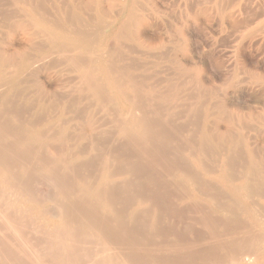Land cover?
I'll return each instance as SVG.
<instances>
[{
	"label": "rangeland",
	"instance_id": "rangeland-1",
	"mask_svg": "<svg viewBox=\"0 0 264 264\" xmlns=\"http://www.w3.org/2000/svg\"><path fill=\"white\" fill-rule=\"evenodd\" d=\"M124 1L125 0H119V4H117V6L115 8H113V9H111V4L109 3V1L106 0L104 2V7L109 9L108 19L113 20L116 16H118L119 12L122 9L121 7H122ZM189 1H190L191 4L189 3ZM199 1H203V3L202 2L198 3L197 0L196 1L195 0H144V1L143 0H138V3L136 5V7H137L138 11L140 10V13L145 17V23H144V25L141 26L142 32H141V34L139 36L140 43H139L138 40H136L135 42L134 41L133 42L132 41H129V42L126 41L127 43L124 42L123 45H121L122 43H120L117 39L113 38L115 41H113V39H111L112 35H110V29L108 28V29L105 30V32H103L104 34H102L103 38L101 37V41H100L101 46H100V44H98V45L94 46V48L96 49L97 56L100 53V51H101V53L99 55H103L104 56L103 52H104V49L106 51L109 48L108 44H110V48L109 49H112V48L118 46L119 45L118 43H120L121 47L119 48V46H120L119 45L118 47L114 48L115 51H118V52L114 51V53L116 55L117 54L119 55V54L122 53L121 50H124L123 51L124 53L121 54V56L124 55V57L123 56L121 57V58L124 59V61H123V59L121 60L120 56H118V58H120V60H119L120 63L117 62V65L118 64L119 65L122 64L123 66L127 65V66H129L131 68H132V65H133V68H134V66H136L137 69H135V70L133 68L132 69L134 70L135 77L137 76L135 79H137V80L139 79L138 80L139 82L136 80L137 84L138 83L142 84V85H138L139 87L143 86V84H144L143 80L146 81L144 79V77L146 78V76H147L148 78H146V79H150L151 76H150L149 73L154 70V73L153 72H152L153 74L151 73L152 74L151 80H149V81L147 80V82H145L144 87L142 88V90L143 89L146 90V88H148V89L155 88L154 90H156L155 92L157 93V91L159 89V91L157 93L158 95L161 92L162 93L164 92L166 94V92H172V91H175V90H177L176 93L178 95V92L181 90L180 92H182V93L179 92V94H180L179 97L180 98L178 96H176V98L177 97L179 98V99L177 98L178 100L177 99H173V100L170 99L169 100V103L172 102V103H170V105H172V108L170 107V105H168V106H169V108H171L173 110L175 109V112L177 110V113L180 110H182V109H180L181 107L182 108L184 107L183 109H184L185 112H182L181 116L179 115L181 113L180 112L177 115L178 119L175 118L176 121L175 120L174 121H175L176 124L180 123V125H182V126L184 124L185 133L186 134L188 133L187 137L189 136V140L191 142V143L189 142L190 146H187V147H189L188 150L190 152L192 151V155L196 154L198 152V150L201 149V148H199V147L202 146L201 139H200V133H199L200 130L199 129H201L200 126L204 125L203 123H205V125L207 127H209L208 125H210V127L208 129H211V131L213 133L215 132L214 135L226 137L225 141L221 140L222 142L218 143L219 147L222 148V151L220 150V148H218V145L217 146L215 145L214 147H213V145H209L207 149H210V150L205 149V146H204L205 152L207 151V153H205L204 155H205V157L207 156V159L204 157V155L202 156V153L197 154V155H201L200 157L202 158L203 162L205 161L204 164L206 165V167H208L205 171L201 172L200 168H198V164L196 163V161H194L193 158L196 155L192 156L190 153H188V159H189L188 162H190L189 165L192 166L193 170L197 169L195 171H196V173H198V175L200 177L198 179L201 180V181L199 180L201 183L198 181L199 183L198 182L197 183L199 185H196L197 187H194L195 184H192V183H187L184 186H182V184L178 185V184L174 183V185H173L171 183L172 185L171 184L168 185L169 188L166 186V189H169V191L164 189L163 187H161V191H158V190H160L159 187L156 188L155 185H153L154 187L152 186V188H154V190L158 193V197H155V198L154 197H152V198L149 197L150 199L149 198L143 199V200L147 201V202L145 201V203H141L138 200H136V201L134 200L133 202L130 203V204L133 203L131 206L129 204L126 207L124 206L123 203L119 205V203L117 204L115 202V200H114L113 202H115L116 204L111 201L112 202L111 204H113L112 206L115 208V211H114V209L108 203L109 201H105V199H102V198H104V197H102L103 194L100 196V197H102L101 199L99 198V196L95 199V198H90L89 196H87L90 193L87 194L86 191L88 190L87 192H90V191L92 192V190L94 188H95V190H93L94 192L96 190L98 191V189L100 188V185H101L100 183H101V181L103 179V176H104L103 172H106L107 170H108L107 172L111 171L110 174H112V176L114 175L112 180L115 181V183H123L125 181L124 180L125 178L127 180V179L132 177V174L128 171L129 170L128 164H132V162L135 161V159H133L134 157H130V159H127L129 157L126 158L127 159V162H126L127 165L126 166H128V168L125 166L126 167V169H125L124 165L126 163L124 162L125 164L122 163L123 165L122 164L119 165L118 164L119 161L116 160V157H115V154H114L115 151H113V148L115 150V145L116 144H118L119 142H121V143L123 142V139L118 137L117 134L115 133L116 129H115L114 126H116V125H114V124H116L115 123L116 122L115 119L118 118V114H122V112H123V114H124L123 116L124 117H126L128 115L127 112L129 110V103L124 98H122L119 94H116V92H113L114 96H113V99L111 101V104H113V103L114 104L113 105H111V104L109 105L107 103V107H106V105H105L106 103L105 104L103 103L106 108L110 107L109 109H106L104 106L102 107L101 104H100V106L102 108L97 106L98 102L95 101L97 103L96 104L94 102L95 99L94 100L90 99L92 104L95 103V104H93V110L95 111L96 109L99 108L98 112H97V110H96V113H94V111H93V122L97 119L94 122V125H93L94 128L89 127L86 123H84V121L83 122L76 121L73 117L70 116L71 117L70 119H72V121H73L72 122L70 120V125L72 123H74L75 125L73 124V126H74L73 128H72V125H71L70 133L72 132V134H70V136L69 135L66 136V138L68 139V142H66V140H67L66 138L64 140V138L59 139V137L54 136V135L57 134V130L55 131L54 129L58 128L59 126H57V127L54 126L55 128L47 127L48 124H46L47 122L45 121L44 118L49 117L48 115L41 114L40 115L41 118L39 116H36L35 118H33V116L31 117L32 113H29L31 115L28 116L29 115L28 112H30V111H27L28 107L24 108V107L20 106L19 108H20V110L22 109V111L17 110L16 106H19L18 105L19 101L16 98H15V100H17V101H15L14 98L12 97L13 100H14V102H13L12 98L9 97L10 103L7 101L8 103L6 102V104H4L5 108L3 106V103L1 102L2 100L0 99V110H1L0 127L2 129H6V128L14 129L13 125L14 124L15 125L18 124L17 125L18 126L17 129H16L15 126L14 127H15L16 130L19 129V131H24L23 132L24 134L23 133L21 134L22 137L27 133L28 129H29V131L30 130L34 131L35 129L36 130L37 129L44 130L45 133H41V137L39 138L40 140L38 139L39 141H37V142L39 144L42 142L43 145H40L41 148L46 146L45 148H42V149L40 148L39 149V144L35 143V145L37 146V144H38V146L37 147L35 145H34V147L31 146L32 149L29 147V150H30L29 151L27 148H24V147H22V148L20 147L19 148L17 145H15L14 140L11 139L13 137H11V138L10 137L3 138V136L0 133V135L2 136V138L0 136V140L3 139V140L0 141L1 142L0 143V151H1L0 152V191H2V192H0V202H1L0 203V216H1L0 217V264H22V263L23 264H29V263L30 264H36V263L37 264H46V261H47V264H70V263L75 264V262H76V264H81V263L84 264L85 262H86L85 264H91V263L92 264H100L101 261H103L102 263H104V264H112V263L113 264H117V263L118 264H128L129 262H130L129 264H131L132 262H133L132 264H143V263L144 264H162L163 262H164V264H264V249H263L264 248V241H263L264 240V237H263L264 236V227H263L264 226V223H263L264 221H262V218L264 219V215H263L264 214V210H263L264 209V202H263L264 201V199H263L264 197H263L262 194L260 196L259 193H257V196L255 195L256 193H254L253 196H252V193L247 194V195L245 193H243L246 196V197L243 196L244 200H246L248 196H249V198L252 199V200L251 199L249 200V198H248L245 202L243 201L247 208H249V206H250V208L252 209L254 206L259 204V205L256 206V208L255 207L253 208L254 212L255 211L258 212V213L255 214L259 218V220L257 221L256 219H254L253 215H251V216H253L254 220L252 219V217L247 212V210H245V208L243 210L239 209V207L235 204V201H234L235 200V197H234L235 195H233V192H232V189H233V187L235 185L237 186L238 189L241 188V185L243 186V181L240 179V178H242V173H243V172H240V171H243L241 162L243 161L242 163H244L245 158L246 157H247L246 159L249 158L248 154L251 151L253 152V150H254V153L258 152V154H255V155L259 156L258 159L264 161V159H263L264 158V153H263L264 152V115H263L264 114V49H263L264 48V30H263L264 29V20H263L264 19V15H263L264 14V11H263L264 10V0H263V2H262V0H260V1H258V0H253V1L252 0H237V3H236V0L235 1L233 0V3H236V4H232V0H219L220 2L218 0H211V2H210V0H199ZM61 2H63V0ZM228 2H230V3H228ZM250 2H251V4H250ZM218 3H219L220 6L218 5ZM241 3L243 5H241ZM257 3H259V5L260 4H262V5H260V6L256 5V7H254L255 4H257ZM0 4H1V2H0ZM138 4H140V5H138ZM223 4H224V6H223ZM228 4L231 5V6H229ZM173 5H175V6H173ZM237 5H239V6H237ZM48 6H49V4H48ZM194 6H195V8H194ZM261 6L263 7V9H262ZM7 7H9L10 9L7 8ZM188 7H191L193 9H195V10H199V9L203 8L205 10V15L202 16V18L199 21H197V22H195L194 20H191V19L186 20L187 24H186L185 27L187 29V32L185 33L184 36H179V38H178V34H177L176 30H177V27L182 26L184 24V23H182V22H184L183 21V16L186 15V13L188 11ZM233 7H234V9H233ZM252 7H253V9L249 10ZM141 8H143V9H141ZM146 8H148V10H146ZM226 8H228V9H226ZM6 9L12 11L11 10L12 9L11 6H7L6 5L5 9H3V11L6 10ZM169 9L170 10L172 9L171 11L174 12V13L172 14V12H170ZM8 10H6V11H8ZM232 10L233 11L236 10V11H234L233 14H232ZM255 10L256 11L259 10L258 11L259 14ZM248 11H250V12H248ZM252 11H254V12H252ZM87 12H89V11H87ZM154 12H156V13H154ZM0 13H1L0 14V16H1L3 14V12L1 11ZM249 13H251V14H249ZM49 14H50V17H52L51 16L52 14H53V17L55 16L54 11H52ZM156 14H158V15H156ZM167 14H169V15H167ZM252 14L256 15L254 17H255V19H257V21L254 19V17H252V20L254 19V22L251 20V16H253ZM19 15H20V13H19ZM22 15H23V13H21V16ZM231 15H233V16L231 17ZM245 15L247 16V18H246ZM257 15H259L260 18H257L258 17ZM172 16H174V19H176V20H174ZM177 16L180 19L177 18ZM226 16H228V18L230 17L229 20H228V18ZM248 16H249V19H248ZM216 17H217V19H216ZM154 18H156V19H154ZM234 18H235V22L234 23H232V22L230 23V21H232ZM241 19H243L242 20L243 22H244V19H245V21H246L245 23H246L247 26L245 25V23H243L241 21ZM158 20H160V22ZM216 20L219 21L218 23L220 25L217 23ZM248 20H250V21L247 22ZM238 21H240L241 25L243 23L242 27L245 26V28H242L241 26H240L241 28H238L239 25H240V24H237V23H239ZM166 23L168 25L169 24L170 25L168 26ZM235 23H236V27L238 26L236 29H235ZM160 27H162V28H160ZM223 27H225V28H223ZM253 27H255V29H253ZM258 27L261 28V29H259ZM256 28H258L257 31H255ZM88 29L90 30L91 28H88ZM162 29H164V30H162ZM92 30H94V29H91V31ZM248 30H250V31H248ZM3 32L5 33V35H3L5 38L4 37L3 38H4V41L6 43L7 50H11L12 51L17 46L25 45L26 42H25V40H24V38H23L21 33L17 32L15 36L10 37L8 32H6L4 30H3ZM3 32H2V34H4ZM235 35L236 36L239 35V36H237V38L239 37L238 40H237ZM246 36H247L248 39L246 38ZM253 36H255V37H253ZM245 38H246V40H244ZM251 38H253V39L251 40ZM183 39H185V40H183ZM241 39L243 40V42H242ZM249 40H250V42H249ZM240 41L242 43H240ZM159 42H163L164 43L163 47L162 48L157 47V49H155L156 47L154 45L158 44ZM132 43L135 45L136 49L138 48L139 52H138V50L134 49L135 47H134V45ZM244 43H246L247 45L246 44L244 45ZM124 44L125 45L127 44V46L131 45V47L130 46H129V48L127 46L125 47ZM139 44H141V46ZM171 44H172V47H170V48H171L172 51H170L169 47L167 49V51H169V53H170L169 54L166 51V47L167 46H171ZM173 45H174L175 49L173 48ZM175 45H177V46H175ZM238 45H240V46H238ZM111 46H113V47H111ZM141 47H142V49H141ZM123 48H125V49H123ZM158 48H160V49H158ZM178 48H180V49H178ZM116 49H118V50H116ZM147 49L151 50L150 54H149V51ZM143 50H146L149 55L146 54L147 52H145ZM107 51L108 52H106V53H110L111 52V50L110 51L107 50ZM112 52H113V50H112ZM127 53L128 54L131 53V54L128 55ZM157 53H158L159 57L158 56L156 57ZM162 53H163V55H162ZM166 53H167V55H166ZM126 54H127V56H126ZM151 54H152V56H154V58L151 56ZM108 55L109 54H107L105 56H108ZM130 57L131 58L134 57L135 59H139L140 58V60H137V62H136L135 59L133 58L134 60L132 59L133 60V62H132ZM137 57H139V58H137ZM141 57H142V59L144 58V62L143 61L142 62L144 63L145 66L144 65L142 66L143 63L141 62ZM163 57H165V58L163 59ZM125 58L128 59V60H126ZM166 58H167V60H166ZM125 60H126V63H125ZM232 60H233V63H232ZM157 61L159 63H161V62L162 63L158 65ZM178 61H181L187 67L190 68L189 73L183 74L181 72L180 68L178 67L179 66V62ZM135 62H136V64H138V63L141 64V65L139 64L141 66V69H140L139 65L138 66L135 65ZM131 63H134V64H131ZM154 64H155V66H153L154 68L151 67ZM148 65H151V66H148ZM167 65H169V67L171 66L170 69H168L169 67ZM175 66H176V68H175ZM145 67L147 68V70L145 69ZM160 67H161V69H159ZM155 69H158L160 71H162L164 69L165 70L162 71V72H159V71L156 72ZM236 69H238V70H236ZM179 70H180L181 73H179ZM244 70H245V72H242ZM10 71L12 72V67H10V70L8 72H10ZM170 71H172L171 74H169ZM141 73H143V74H141ZM175 73H177V74H175ZM192 73H193V75H190ZM140 74L144 75V76H141ZM161 74L164 76V79L166 78L164 81H162L163 78H162ZM181 74H183V75H181ZM48 75H49V73H47V72L42 73L41 74V80L48 86V88H51L52 86H54V84H56V79H54V78L50 79L48 77ZM153 75L155 77L159 78L160 81L157 78L155 79ZM159 76H161V77H159ZM173 76H174V78H173ZM190 76H192V78ZM171 77L173 79V80L171 79L172 81H170ZM179 78H180V80H179ZM153 79L157 80L156 81L157 83L156 82L153 83ZM168 79H169V81H168ZM174 79H175V81H174ZM59 80H61V77L59 78ZM150 81H151V84L153 83L152 84L153 87H152L151 84H148V83H150ZM257 81H258V83H256ZM174 82H176V83L174 84ZM193 82H194V84H193ZM146 84H147V86H146ZM155 84H157L159 86H157ZM154 85H155V87H154ZM172 86H175V90H171ZM1 88L3 89L5 87H1ZM1 88H0V92H1ZM186 88H187V90H184ZM168 89H170V91H167ZM201 89H203V91ZM4 90L5 89L2 90L0 95H2V93H4ZM142 90L140 88V93L142 92L143 94L142 93L141 94L146 96L145 97L146 99L144 98V96H142L143 100L145 99V101L142 100L141 103L144 102V104H142V105H148V106H145V108L147 107L148 110L150 108L149 111H151L152 108H154L153 110L157 109L156 106H157L158 102H159L158 104H160V105L162 104V106L164 105V103H166L164 105L165 108L167 107V104H169V103H167L168 102L167 99H166L167 101L164 100L166 102H164L162 99L160 100V97H162L164 95V93L163 94L161 93L159 95V97H158V96H156L157 94L153 95L154 93H151L152 94L151 95L150 92H149V95H147L148 94L147 93L148 90L146 91L147 94L145 95L144 91H142ZM167 94H169V93H167ZM117 95H118V97H117ZM130 95H133V93H130ZM201 95H202V97L206 98V99L203 98L204 101L201 100L202 99ZM150 96H152V97L150 98ZM153 96L155 98H157V102H155L153 100L151 101V99H154ZM1 97L2 96H0V98ZM147 97H149V99H147ZM147 100L149 101V103H148ZM154 100H156V99H154ZM158 100H160L162 103H160V101H158ZM174 100L175 101L177 100L175 102L176 105H174L175 103H173ZM196 100L199 101V102L204 103L203 105H201L202 110L199 109L201 107L198 106L199 103H197ZM117 101H120V102L117 103ZM146 101H147V103H146ZM89 102L90 101L86 100L85 102L83 101L82 104L87 105L85 103H88V105H89ZM194 102L196 104H194ZM14 103H15L16 106L13 105ZM139 103H140V101H139ZM151 103H153V104H151ZM212 103H213V105H211ZM152 105H154L155 107L154 106L152 107ZM173 105L178 107L180 110L177 109V108H173L174 107ZM193 105H194L195 109H194ZM111 106H113L114 108L111 107ZM14 107H16V108H14ZM164 107H162V108H164ZM23 108L25 110L26 109L27 110L25 111ZM185 109L188 112H186ZM197 109H199V110L196 112ZM217 109L219 111L216 112ZM4 110L5 111L8 110V111L4 112ZM112 110H114V112ZM115 110H116V112H115ZM105 111H106V113L108 112L109 115L108 114L105 115V113H103ZM214 111L216 112L215 114H214ZM21 112H22V114H21ZM5 113H7V114L9 113V114L7 115ZM110 113H111V116H110ZM184 113L186 115H184ZM189 113H191V114H189ZM194 113L197 116H193L192 114H194ZM210 113H212L213 115H210ZM113 114H115V116H117V117L115 118V116ZM13 115H18L17 118H19V119H17V121H16V119H15L16 116L14 117ZM19 115H22V117L19 116ZM42 115H44V118H42L43 117ZM112 115H113V118H112ZM189 115H191V116H189ZM186 116H189L190 118L187 119ZM96 117H98V118H96ZM99 117H100V119L102 118L103 120L105 119L106 121H107L106 118H108V122H106V124H104L105 120L103 121L101 119L102 120L101 121V120H99ZM103 117H106V118H103ZM149 117L152 118L153 115L150 114ZM154 117H156V116H154ZM184 117L186 119H184ZM26 118H27V120H26ZM179 118H181V119H179ZM33 119H36L35 120V124L36 125L34 124V122L32 123ZM196 119H197V121H196ZM28 120H32V121L31 122L29 121L30 123H28ZM41 120H43V121H41ZM46 120H47V118H46ZM111 120L114 121V124H113V122ZM187 120L191 121V122H188ZM8 121H9V123H8ZM18 121H20V122H18ZM22 123H24L25 126H23ZM39 123H40V126L41 125L45 126V128L48 129V131H46V129H44V127L42 129V127H40L38 125ZM99 123L103 124V126L101 125V127H100ZM109 123L111 125H108ZM9 124H11L12 127H10ZM193 124H195V125H193ZM19 125H22V127L20 128ZM76 125H77V127H79V129L77 127H75ZM33 126L34 127L36 126V127L34 128ZM106 126L108 128H111V130L109 129L110 130L109 136L111 138L106 135L107 132L109 131ZM196 126H197V128H196ZM187 127H188V129H187ZM76 128L78 130H76ZM112 128L114 129L113 131H115V132L112 131ZM99 129H101V130H99ZM52 130H54V131H52ZM104 130L106 132L105 134L103 133ZM191 130H193V131H191ZM44 131H41V132H44ZM50 132H51V134H50ZM52 132H54L53 135H52ZM98 132L100 134H98ZM111 132H113V133L111 134ZM47 133H48V135H47ZM73 133H74V135L77 134L79 139H78L77 136H73ZM94 133L97 134L98 136L101 135V137H98L96 135L97 140L100 138L99 140H100L101 144H99V145H101V146L98 145L99 148H91L92 145L95 146L96 142L99 143L98 142L99 140L97 141L96 138L92 139V137L95 136ZM101 133H103V134H101ZM42 134H46L47 136L46 135L45 136L47 138L45 136L42 137ZM80 134L85 135L84 138H82V135H80ZM102 135H103V138H102ZM105 135L107 136L105 138L107 140L106 142L104 141V136ZM114 135H115V137H113ZM195 135L198 138L195 137ZM245 135H246V138H245ZM48 136H51V137H48ZM53 136L56 137V138H54ZM88 136H89V140H87ZM25 137L27 138V135H25L22 139H26ZM238 137L240 138L241 142H243L244 139H245L244 143H242V146H244V145L245 146L242 147V148H241V145H240L241 142L236 144L237 142H239ZM69 138H70V140H69ZM73 138H74V140H72ZM10 139H11V141H10ZM94 139H95L96 142H94ZM118 139H121V140H119V142H118V141H116ZM58 140L59 141L61 140V141L58 143ZM62 140L64 141V143H63ZM71 140H72V142H70ZM192 140L194 141V143H193ZM232 140H234V145L236 144L235 145V149H234V146L230 144L232 142ZM3 141H5V142H3ZM75 141H77V142L75 143ZM102 141H104V142H102ZM73 142L75 143V145H74ZM85 142L86 143L88 142L90 144L89 145L87 143L88 144V148H87V144ZM223 142L227 143V148H224V147H222V145H220V144H223V146H226ZM5 143H6V145H5ZM47 143H49L50 146H47L48 145ZM70 143H72V144H70ZM81 143L83 145L86 144V146L84 145V147H85L84 151L80 150V149H84V147H83V145ZM121 143H119V144H121ZM245 143L248 145V147H247V145ZM54 144H55V146H54ZM102 144H103V146L105 145L104 146L105 148L102 147ZM2 145L8 146V147H3ZM79 145H82L80 147V149H78V150H80L79 152L82 151V153L75 152L76 151L75 149H77V147L79 148ZM187 145H189V144H187ZM237 145L240 146L239 147L240 150L237 147ZM14 147H16V149L17 148L18 149L16 150ZM230 147H231V149H230ZM3 148H4L5 151L3 150ZM192 148L196 151L195 153H193L194 150ZM211 148L214 151V153H215L216 150L218 152L220 150L221 152L218 153L219 155L216 154L217 152L214 154L213 151L211 150ZM24 149H27V150H24ZM87 149H89V150L86 151ZM95 149L96 150L103 149V151L98 150V151H100V153L96 152V154H97V156H96V155H93ZM214 149H216V150H214ZM232 149H234V151H236L235 153L233 151L234 154L231 153ZM236 149H238V150H236ZM247 149H248V151H247ZM255 149L257 150V152H255L256 151ZM39 150H41V151H39ZM68 150H70V151H68ZM224 150L225 151L227 150V153H226L227 156L224 154L225 153ZM230 150H231V152H230ZM71 152L72 153L73 152L76 153V154L71 155L72 159H74L73 157H75V156L77 157L79 154H84L87 157L92 154L93 157L90 156L89 158H91L90 160H93L95 163L92 162V164H91V162L90 163L88 162L89 164L88 163L85 164L87 166L80 165L78 167H75L76 165L72 164V167H71V164L68 162V161L71 160V158H70ZM101 152H102V154L105 153L104 156H102V155L100 156L99 155V154H101ZM112 152H114V153H112ZM209 153H211L212 155H210ZM229 153H231L233 155V158H232L231 154L229 155ZM238 153H240V154H238ZM244 153H246L247 155H245ZM8 154H10V156ZM22 154H24L25 156H23ZM111 154H114L113 155L114 157ZM5 155H6V157H5ZM98 155L100 157H102V158L104 157L103 158V163H102V160H101L102 158H99ZM213 155L214 156L216 155V157H214ZM220 155H222V156H220ZM241 155H243V156H241ZM261 155H263V157ZM65 156H68V157H65ZM94 156L97 157L96 160H94ZM219 156H220V158H219ZM224 156H226V157L224 158ZM228 156L230 158H228ZM244 156H245V158H244ZM16 157H19L20 161L18 159H16ZM24 157H25V160H24ZM111 157L114 158V160H111L112 162L110 161ZM65 158L66 159L68 158V159L66 160ZM98 158L101 161L98 160ZM106 158H108L109 160L108 159L106 160ZM113 158H111V159H113ZM26 159H27V161H26ZM39 159H40V161H39ZM54 159L56 161L58 160L56 164H55L56 161ZM64 159H65V161H64ZM227 159L230 162L229 163L230 167H228L229 165L227 166L224 163L225 160H227ZM235 159H236V161L238 159L237 162L239 164H241V166H238L239 165L238 163H234L232 161V160L235 161ZM242 159H244V160H242ZM3 160H4V162H3ZM22 160H24V161H22ZM115 160L117 162H115ZM129 160H131L132 162L129 161ZM8 161H9L10 164L8 163ZM108 161H110V162H108ZM231 161H232V163H231ZM247 161L244 164H247ZM1 162H3L2 163L3 166L1 165ZM15 162H16V164H15ZM58 162L61 163V164H59ZM67 162H68V164H70L69 166H68ZM106 162H108V164ZM53 163H54V165H56L55 167L52 166ZM109 163H112L111 165H114L113 163H115V164L117 163L118 165L116 164L117 165L116 168L114 167L116 165L110 167L111 165H109ZM93 164H95V165H93ZM133 164H135V162H133ZM234 164L236 166H233ZM61 165H63V166L61 167ZM105 165H109V166H105ZM166 165H167L166 163L163 164V165H159V166L156 165V169H158V167H159V169H160L159 171L160 172L161 171H162V173L166 172V170L168 168V166H166ZM101 166H102V168H101ZM121 166H123V169H125V170H122ZM22 167L24 168L23 169L24 171L22 170ZM82 167H84V169ZM89 167H92V168L90 169ZM104 167L105 168L108 167L109 169H105ZM113 167H114L115 170L113 169ZM165 167H166V169H165ZM219 167H222V169H219ZM11 168L12 169L14 168L13 171H12ZM85 168H87V169H85ZM225 168H227L228 170L225 169ZM103 169H105L106 171H104ZM120 170H122L123 173ZM209 170H210V172H209ZM20 171H22V172H20ZM116 171H119V172L116 173ZM124 171H126V174H125ZM112 172H114V173H112ZM224 172H227V173H225L226 176H225ZM228 172H230V173L228 174ZM235 172L237 174H239L237 176L241 175V177L240 178L238 177V179H237V176H236ZM17 173H20V174H17ZM25 173H27V174H25ZM206 173H207V176H206ZM40 174H43V176L40 175ZM227 174L230 177L232 176L231 177L232 180H229V182L227 181V178H229V177H227L228 176ZM17 175H18V177H16ZM201 176H202V178L204 177L203 180L201 179ZM19 177H21V179ZM49 177H51V178H49ZM223 177H225V178H223ZM204 179L205 180L207 179V180L205 181ZM116 180H118V181H116ZM225 181H227V182H225ZM17 182H19V183H17ZM85 182L87 183L86 185H85ZM220 182H222V183H220ZM88 184L90 186V187L88 186L89 188L87 187ZM218 186L223 191L226 190L224 192V193H226V195H224V196L221 195V194H224V193ZM24 187H25V189H24ZM82 188L86 189V190H84V193H83V190H81ZM162 190H164V191H162ZM165 191H168V192H165ZM199 191H201V193ZM21 192H22V194H21ZM163 192H165L166 195ZM80 193H81L82 196L79 195ZM1 194H3L4 196L1 195ZM207 194L209 195L208 199H207V196H208ZM84 195H86V196H84ZM104 196L107 197L106 195H104ZM159 196H160V198H159ZM162 196H163V198H162ZM228 196L229 197L231 196L230 198L234 199L233 200L234 202L232 200H230ZM255 196H256V198H255ZM84 197H86V198H84ZM89 198L91 200H93V201H90ZM257 198H259V199L255 201V199H257ZM106 199L108 200V197ZM137 199H139V198H137ZM157 199H159V200H157ZM211 199H212V201H211ZM94 200H95L96 204H95ZM150 200L153 201V202L150 203L151 202ZM214 200L215 201L217 200L218 204H215L217 202H215ZM85 201H86V204H85ZM6 202H7V204H6ZM117 202H120V201H117ZM155 202H158V203H155ZM161 202H163V204ZM212 202H213V204H212ZM220 203H222V204H220ZM253 203H257V204L251 205ZM86 205H89V207L87 208ZM93 205H94V207L92 209ZM147 205H149L151 207H149ZM222 205H224V206H222ZM233 205H235V206L233 207ZM60 206H62V207H60ZM83 206H84V208L86 210H84ZM101 206H103V208ZM123 206L125 207V209H124ZM216 206H217V208H216ZM225 206L228 209L230 208L231 211L228 210V209L226 210ZM64 207L66 209L67 208L68 209L66 210ZM95 207H96V209L101 207L102 210L98 209L99 210L98 211V210L95 209ZM127 207H129L128 210L126 209ZM163 207H165V208H163ZM220 207H222L224 210L222 208H220ZM15 208H16V210H15ZM158 208H159V210H158ZM232 208H234V209H232ZM94 209H95L96 213H95V211H93ZM122 209H123V211H121ZM136 209L137 210L139 209L141 211L145 210V209L146 210H148V209L152 210V212H150L151 215L148 214L147 218L149 220L146 222V224L150 223V224H147V227L149 226L148 228H151L153 230V232H152V236L150 235V237L148 238L147 237L148 235H146V233L144 234L141 231L142 234L141 233L140 234H136V235H138L137 237L142 235L141 237H139L141 239L138 238L139 241L138 240L137 241H131V239H133V240H135V238L137 239V237L133 236V235H135V233L132 234V233L127 232L128 230L124 229L125 225L122 224V226H121V223L119 225V220H117V219H119V217H118L119 214H120L119 215L120 217L122 215H124V218L126 219L125 221L128 222L127 217L129 216V214L134 213V212H139V210L137 211ZM90 210H92L91 213H90ZM126 210H127L128 214H127ZM151 210H149V211H151ZM219 210H221L222 214H221V212H219ZM225 210L228 213L224 212ZM235 210L237 212H235L236 214L235 213L233 214V212ZM48 211H50V212H48ZM106 211H107V213H106ZM112 211H114L115 213L112 212ZM116 211H117V214H116ZM259 211H261V212L259 213ZM223 212H224V214H223ZM94 213L96 214V216H95ZM229 213H230L231 216L229 215ZM100 215H102V216H100ZM109 215H111V216H109ZM232 215H233V219H232ZM60 216H63L64 218L60 217ZM116 216L118 218H116ZM226 216H229L231 219L227 218L228 219L227 220ZM260 216H262L261 220H260ZM100 217H101V219H100ZM60 218H62V219H60ZM111 218H113V220H111ZM155 220H157V223H155L156 222ZM63 221H65L64 222L65 224H66V222L68 224L65 225L63 223ZM9 222H10V226L8 224ZM112 222H114V223H112ZM117 222H118V226L116 225ZM245 222H246V225H245ZM258 222H259V224H258ZM28 223H30V224L28 225ZM236 223H238L239 225L236 226ZM260 223L263 224V225H260ZM113 224H114V226H113ZM79 225H81V226H79ZM119 226H121V227H119ZM249 226H251V227L249 228ZM6 227H7V229H6ZM57 228L59 229V231H58ZM79 228H82V229H79ZM114 228H115V230H114ZM243 228H246L247 230L243 229ZM54 229L55 230L57 229L56 231H58V232H55ZM68 229H70V230L68 231ZM111 229H112V231H111ZM155 229H156V231H155ZM10 230H11V232H10ZM144 230H146V228ZM16 231H17V233H16ZM170 231H171L172 234L170 233ZM218 231H220V232H218ZM239 231L240 232L242 231V232L239 233ZM111 232H112V234H111ZM144 232H146V231H144ZM57 233L58 234L62 233L63 236H61V234L58 235ZM75 233H77V236H76ZM84 233H87V234L85 235ZM82 234H84V235H82ZM117 234L119 235V238H117L118 237ZM71 235L74 236L75 238L72 237ZM88 235L90 236V238H89ZM195 235H197V237ZM212 235L213 236L215 235V236L213 237ZM57 236H58V238H57ZM154 236H156V237H154ZM61 237H63V238H61ZM194 237H195V239H194ZM198 237H200V238H198ZM257 237L260 238V240H258ZM66 238H68V239L70 238L69 239L70 241L68 239H66ZM120 238H121V240H119ZM165 238H167V239H165ZM236 238H237V241L235 240ZM63 239H64V241H63ZM73 239L75 241H73ZM77 239H78V241H77ZM154 239L156 240V242H155ZM188 239H189V242H188ZM115 240H116V243H115ZM193 240H194L195 243L193 242ZM208 240H210V242ZM47 241H49V243ZM63 242H66V243L62 244ZM69 242L72 243L73 245L69 244ZM85 242H86V244H85ZM137 242H139V243H137ZM197 242H199L201 244L199 245V243H197ZM152 243H153V245H152ZM224 243H225V245H224ZM237 243L238 244L240 243V246ZM155 244H156V246H155ZM68 245H70V247ZM137 245H139V248H138ZM151 245L153 247H151ZM177 245H179L180 247L177 246ZM54 246H56V247H54ZM72 246H74V247L71 248ZM76 246H77V248H75ZM79 247H81V248H79ZM82 247H83V249H82ZM95 247H97V248L95 249ZM106 247L108 248V252H106L105 255H104V252L107 251ZM64 248H65V250H64ZM49 249H51V250H49ZM68 249H69V251H68ZM75 249H77L78 251L75 250ZM99 249H101V251H100L101 254H99L100 253ZM150 249L153 250V251H151ZM25 250H28V251H25ZM70 250H72V251H70ZM63 251H64V253H63ZM66 251H67V253H65ZM94 251H96V253ZM180 251H181V253H180ZM81 252H82V254H87L88 256L87 255L83 256L81 254ZM131 252H133V253L131 254ZM164 252H166V253L164 254ZM128 253H129V255H127ZM170 253H171V255H169ZM183 253H184L185 256L183 255ZM53 254H55V255H53ZM57 254H59V255H57ZM160 254H162V256ZM113 255H114V257H113ZM141 255H142V257H141ZM153 255H155V256H153ZM89 256H90V259H87V258H89ZM104 256L107 257V259ZM67 257H68V259H67ZM171 257H172V259H171ZM95 258H96V261H95ZM50 259H52V260H50ZM79 259H82V260H79ZM134 259H135V261H134ZM74 260H76V261H74ZM98 260L99 261L101 260L100 263H98L99 262ZM69 261H70V263H69ZM114 261H116V262H114ZM159 261L161 263H158Z\"/></svg>",
	"mask_w": 264,
	"mask_h": 264
},
{
	"label": "bare ground",
	"instance_id": "bare-ground-1",
	"mask_svg": "<svg viewBox=\"0 0 264 264\" xmlns=\"http://www.w3.org/2000/svg\"><path fill=\"white\" fill-rule=\"evenodd\" d=\"M62 1V0H61ZM60 0H0V2H1V4H0V12L2 11L3 12V14L0 16V88L1 87H5V88H3V89H5L4 90V93H2V95H0V96H2L0 99L2 100L1 102L3 103V106H4V108H5V105L4 104H6V102L8 101L9 103H10V100H9V97H13L14 98V100H15V98L19 101V103H18V105L19 106H16L15 105V103L13 104V105H15L16 107H17V110H19V111H22V109L20 110V106H22V107H28V110L27 111H30V112H28V114L29 113H32V115L31 114H29L28 116H30L31 115V117L33 116V118H35L36 116H39L40 117V115L41 114H46V115H48L49 117H46L47 118V120H46V118H44V115H42L43 117L42 118H44L45 119V121L47 122L46 124H48V126L47 127H51V128H55V127H57V126H59L58 128H56V129H54L55 131L57 130V134L56 135H54V136H57V137H59V139H62V138H64V140H65V138H66V136H70V134H72V132L70 133V129H71V125H72V128L74 127L73 126V124L74 123H72L71 125H70V120L72 121V119H70L71 117H73L76 121H80V122H83L84 121V123H86L89 127H92V128H94L93 127V125H94V122L97 120H95L94 122H93V104H95L96 102H98V104H97V106H99V107H101L100 106V104L102 105V107L104 106V104L106 105V107H107V103L110 105L111 104V101H112V99H113V96H114V94H113V92H116V94H119L122 98H124L128 103H129V110H128V112H127V116L126 117H124L123 115V112H122V114H118V118H116L117 116H115V114H113L114 116H115V120H116V124H114V121L113 120H111L112 122H113V124L114 125H116V126H114L113 124V126L115 127V131H113L114 129V127L112 128V131L113 132H115L116 134H117V136L118 137H120V138H122L123 139V142L121 143V142H119V140H121V139H118V140H116V141H118L119 143H121V144H116L115 145V150H114V148H113V151H115V153L114 152H112V153H114L115 154V157H116V160L117 161H119L118 162V164L119 165H121L122 163H126L127 162V159H130V157H134L133 159H135V161H133V162H135V164H133V162L131 161V160H129V161H131L132 162V164H128V166H129V172L132 174V177L131 178H129V179H127L126 180V178L124 179L125 181L123 182V183H115V181H113L112 179H113V176H112V174H110V172H107L105 169H109L108 167L107 168H105V169H103L104 171H106V172H103L104 174V176H103V179H102V181H101V185H100V188L98 189V191L96 190L95 192L93 191V190H95V188L92 190V192L90 191V192H87L86 191V193L88 194V193H90V194H86L87 196H89L90 198H97L98 196H99V198L101 199L102 197H104V198H102V199H105V201H109L108 203L110 204V206L114 209V211H115V208L112 206L113 204H111L114 200H115V202L118 204L119 203V205L120 204H124V206L126 207V206H128L131 202H133L134 200L136 201V200H138V201H140L141 203H145V201L146 200H143V199H146V198H149V197H158V193L154 190V188H152V186L153 185H155V187L156 188H158L159 187V189L160 190H158V191H161V187H163L164 189H166V186L168 187V185H170L171 183L174 185V183H176V184H182V186H184V185H186L187 183H192V184H195V186L194 187H197L196 185H199L198 183L201 181L200 179H198V178H200L199 177V175H198V173H196V171L195 170H197V169H195V170H193L192 169V166H190L189 165V163L190 162H188V153H190L191 155H192V151L190 152L189 150H188V148L189 147H187V146H190V140H189V136L187 137V134L185 133V129H184V124H183V126L182 125H180V123H178V124H176L175 123V118H177V115L179 114L180 116H181V114H182V112H185L184 111V107L182 108H180V109H182V110H180L178 107H176V106H174V105H176V101L180 98L179 97V92L181 91H179L178 92V95H177V90H175V86H172L171 87V90H175V91H172V92H166V94L164 93V95L162 96V97H160V100L162 99L163 101L164 100H168V102L167 103H169V100L171 99V100H173V99H177L178 97V99L175 101H173V103H175L173 106V108H177V109H179L178 111V113H177V110H176V112H175V109L173 110V109H171L172 108V105H170V103H172V102H170L169 104H167V107L165 108L164 107V105L166 104V103H164V105L162 106V104L160 105V104H158L157 103V109H155V110H153L154 108H152V110L151 111H149L150 110V108H149V110L147 109V107L145 108V106H148V105H142V104H144V102L143 103H141L142 102V100H143V97L142 96H144V95H142L141 93H140V88H141V90H142V88L144 87V84H145V82H147V80L149 81V80H151V77H152V74L154 73V70L153 71H151L149 74H150V79H146V78H148L146 75V78L144 77V79L146 80V81H144L143 80V86L141 87H139L138 85H142V84H137V81L139 80H137V79H135L136 77H135V75H134V70L135 69H137V67L136 66H134V68H133V65H132V68L134 69H132L131 67H129V66H127V65H117V62H119L120 63V58L123 56L124 57V55H122L121 56V54L122 53H124L123 51L124 50H121L122 51V53L121 54H115L114 53V51H115V49L114 48H116V47H118L119 45H120V43H122L121 45H123V43L124 42H126V41H136V40H138L139 41V43H140V38H139V36H140V34H141V32H142V30H141V26L142 25H144V23H145V17L140 13V10L138 11V9H137V7H136V5H137V3H138V0H125L124 1V3H123V5H122V9H121V11L119 12V14H118V16H116L113 20H111V19H108V16H109V9H107L106 7H104V2L106 1V0H63V2H61ZM107 1H109V3L111 4V9H113V8H115L116 6H117V4H119V0H107ZM144 1V0H143ZM196 1V0H195ZM198 1V3L199 2H202L203 3V1H199V0H197ZM219 1V0H218ZM235 1V0H234ZM253 1V0H252ZM258 1H260V0H258ZM141 2V1H140ZM206 2V1H205ZM209 2V1H208ZM210 2H211V0H210ZM220 2V1H219ZM231 2V1H230ZM230 2H228V3H230ZM262 2H263V0H262ZM145 3V2H144ZM189 3H190V1H189ZM236 3H237V0H236ZM236 3H233V0H232V4H236ZM48 4H49V6H48ZM142 4V3H141ZM146 4V3H145ZM191 4V3H190ZM201 4V3H200ZM250 4H251V2H250ZM253 4V3H252ZM11 6V10L12 11H10V10H8V9H6V10H8V11H6V10H4L3 11V9H5V6ZM138 5H140V4H138ZM183 5V4H182ZM218 5H219V3H218ZM229 5V4H228ZM241 5H243L242 3H241ZM256 5H259V3H257V4H255V6L254 7H256ZM260 5H262V4H260ZM259 5V6H260ZM147 6V5H146ZM149 6V5H148ZM173 6H175V5H173ZM220 6V5H219ZM223 6H224V4H223ZM229 6H231V5H229ZM237 6H239V5H237ZM250 6V5H249ZM4 7V8H3ZM145 7V6H144ZM143 7V8H144ZM182 7V6H181ZM262 7V6H261ZM7 8H9V7H7ZM143 8H141V9H143ZM194 8H195V6H194ZM10 9V8H9ZM140 9V8H139ZM152 9V8H151ZM176 9V8H175ZM213 9V8H212ZM223 9V8H222ZM226 9H228V8H226ZM233 9H234V7H233ZM253 9V7L251 8V9H249V10H252ZM257 9V8H256ZM262 9H263V7H262ZM146 10H148V8H146ZM170 10V9H169ZM172 10V9H171ZM170 10V12H172ZM237 10V9H236ZM236 10H234V11H236ZM246 10V9H245ZM52 11H54V13H55V18L53 17V14L51 15L52 17H50V14L49 13H51ZM87 11H89V12H87ZM184 11V10H183ZM233 10H232V14H233V12H234ZM238 11V10H237ZM256 11V10H255ZM259 10H257L256 12H258ZM264 11V10H263ZM91 12V13H90ZM116 12V11H115ZM169 12V13H170ZM179 12V11H178ZM214 12V11H213ZM243 12V11H242ZM247 12V11H246ZM248 12H250V11H248ZM252 12H254V11H252ZM19 13H20V15H19ZM21 13H23V15L21 16ZM154 13H156V12H154ZM163 13V12H162ZM174 12H172V14H173ZM263 13V12H262ZM261 13V14H262ZM1 14V13H0ZM117 14V13H116ZM151 14V13H150ZM212 14V13H211ZM235 14V13H234ZM243 14V13H242ZM249 14H251V13H249ZM255 14V13H254ZM258 14H259V12H258ZM156 15H158V14H156ZM165 15V14H164ZM167 15H169V14H167ZM171 15V14H170ZM184 15V14H183ZM205 15V10L203 9V8H201V9H199V10H195V9H193V8H191V7H188V11H187V13H186V15H184L183 16V21L184 22H182V23H184L182 26H179V27H177V30H176V32H177V34H178V38H179V36H184L185 35V33L187 32V29H186V24H187V21L186 20H188V19H191V20H194L195 22H197V21H199L201 18H202V16H204ZM229 15V14H228ZM248 15V14H247ZM253 15V14H252ZM264 15V14H263ZM160 16V15H159ZM230 16V15H229ZM233 15H231V17H232ZM246 16V15H245ZM251 16V15H250ZM254 16H256V15H253V16H251V20H252V17H254ZM258 17L257 18H260L259 17V15H257ZM261 16V15H260ZM173 17V19H174V16H172ZM227 18H228V16H226ZM236 17V16H235ZM113 18V17H112ZM170 18V17H169ZM177 18H179L178 16H177ZM230 18V17H229ZM229 18H228V20H229ZM237 18V17H236ZM244 18V17H243ZM246 18H247V16H246ZM154 19H156V18H154ZM180 19V18H179ZM216 19H217V17H216ZM240 19V18H239ZM248 19H249V16H248ZM254 19H255V17H254ZM254 19L252 20L253 22H254ZM110 20V21H109ZM174 20H176V19H174ZM243 19H241V21H242ZM256 21H257V19H255ZM264 20V19H263ZM159 22H160V20H158ZM180 21V20H179ZM217 21V20H216ZM250 20H248L247 22H249ZM255 21V22H256ZM169 22V21H168ZM219 21H217V23H218ZM228 22V21H227ZM234 23L235 22V18L232 20V21H230V23ZM239 23H237V24H240V21H238ZM243 22V21H242ZM241 22V23H242ZM246 21H245V19H244V22L243 23H245ZM157 23V22H156ZM229 23V22H228ZM229 23V24H230ZM243 23H242V25H243ZM167 24V23H166ZM219 24V23H218ZM249 24V23H248ZM252 24V23H251ZM168 25V24H167ZM170 25V24H169ZM168 25V26H169ZM220 25V24H219ZM223 25V24H222ZM221 25V26H222ZM242 25L240 24L239 25V27L238 28H241L242 27ZM245 25H246V23H245ZM250 25V24H249ZM224 26V25H223ZM234 26V25H233ZM241 26V27H240ZM247 26V25H246ZM171 27V26H170ZM231 27V26H230ZM236 27V23H235V29L237 28ZM256 27V26H255ZM255 27H253V29H255ZM260 27V26H259ZM258 27V28H259ZM88 28H91V29H94V30H92L91 31V29L89 30ZM110 29V35H112V38L111 39H113V38H115V39H117L120 43H118L119 45L118 46H116V47H114V48H112V49H109L110 48V44H108L109 46V48L107 49V50H111V52L110 53H106V52H108L107 50L105 51V49H104V52H103V54H104V56L103 55H99L100 53H101V51H100V53L98 54V56H97V52H96V49L94 48V46H96V45H98V44H100V41H101V37H102V34H104L103 32H105V30L106 29ZM160 28H162V27H160ZM222 28V27H221ZM223 28H225V27H223ZM242 28H245V26H243ZM258 28H256V30L255 31H257V29ZM252 29V28H251ZM259 29H261V28H259ZM263 29V28H262ZM3 30L4 31H6V32H8V34L10 35V37H13V36H15L16 35V33L17 32H19V33H21L22 34V36H23V38H24V40H25V45H22V46H17V47H15L12 51L11 50H7V48H6V43H5V41H4V36L3 35H5V33L3 32ZM162 30H164V29H162ZM225 30V29H224ZM264 30V29H263ZM248 31H250V30H248ZM2 32L4 33V34H2ZM195 32V31H194ZM193 32V33H194ZM204 32V31H203ZM229 32V31H228ZM238 32V31H237ZM253 32V31H252ZM263 32V31H262ZM248 33V32H247ZM255 33V32H254ZM251 35V34H250ZM253 35V34H252ZM156 36V35H155ZM236 36V35H235ZM234 36V37H235ZM237 36H239V35H237ZM237 36H236V38H237ZM4 37V38H3ZM157 37V36H156ZM169 37V36H168ZM195 37V36H194ZM245 37V36H244ZM249 37V36H248ZM253 37H255V36H253ZM103 38V37H102ZM183 38V37H182ZM235 38V39H236ZM246 38H247V36H246ZM246 38L244 39V40H246ZM108 39V38H107ZM110 39V40H111ZM234 39V38H233ZM239 39V37L237 38V40ZM248 39V38H247ZM253 38H251V40H252ZM109 40V41H110ZM183 40H185V39H183ZM242 40V39H241ZM112 41V40H111ZM113 41H115L114 39H113ZM112 41V42H113ZM187 41V40H186ZM233 41V40H232ZM221 42V41H220ZM242 42H243V40H242ZM241 41H240V43H242ZM246 42V41H245ZM249 42H250V40H249ZM115 43V42H114ZM127 43V42H126ZM186 43V42H185ZM239 43V44H240ZM247 43V42H246ZM246 43H244V45L246 44ZM133 44V43H132ZM138 44V43H137ZM183 44V43H182ZM121 45L119 46V48L121 47ZM125 45V44H124ZM129 45V44H128ZM134 45V44H133ZM140 46H141V44H139ZM163 45H164V43L163 42H159L158 44H155L154 46L156 47L155 49H157V47H160V48H162L163 47ZM170 45V44H169ZM247 45V44H246ZM253 45V44H252ZM100 46H101V44H100ZM127 46V44L125 45V47ZM130 47H131V45H129ZM129 46H127L128 48H129ZM137 46V45H136ZM139 46V47H140ZM175 46H177V45H175ZM238 46H240V45H238ZM237 46V47H238ZM254 46V45H253ZM111 47H113V46H111ZM134 47H135V45H134ZM168 47L170 48V47H172V44H171V46H167L166 47V51H167V49H168ZM229 47V46H228ZM231 47V46H230ZM160 48H158V49H160ZM173 48L175 49V47H174V45H173ZM172 48V49H173ZM177 48V47H176ZM263 48V47H262ZM123 49H125V48H123ZM134 49H136V47L134 48ZM141 49H142V47H141ZM146 49V48H145ZM152 49V48H151ZM154 49V48H153ZM173 49V50H174ZM178 49H180V48H178ZM264 49V48H263ZM98 50V49H97ZM112 50H113V52H112ZM116 50H118V49H116ZM136 50H138V48L136 49ZM148 50V49H147ZM143 51H145V52H147L146 50H143ZM142 51V52H143ZM149 51V54H150V51L151 50H148ZM170 51H172L171 50V48H170ZM263 51V50H262ZM115 52H118V51H115ZM138 52H139V50H138ZM144 52V53H145ZM156 52V51H155ZM96 53V54H95ZM153 53V52H152ZM167 53H169V51H167ZM167 53H166V55H167ZM107 54H109L108 56H105V55H107ZM128 54V53H127ZM127 54H126V56H127ZM131 54V53H130ZM130 54H128V55H130ZM146 54H148V52L146 53ZM148 54V55H149ZM156 54V53H155ZM154 54V55H155ZM161 54V53H160ZM170 54V53H169ZM173 54V53H172ZM137 55V54H136ZM139 55V54H138ZM162 55H163V53H162ZM161 55V56H162ZM236 55V54H235ZM118 56H120V58H118ZM151 56H152V54H151ZM158 56V53H157V55H156V57ZM129 57V56H128ZM143 57V56H142ZM142 57H141V62L143 61L144 62V58L142 59ZM146 57V56H145ZM153 58H154V56H152ZM151 57V58H152ZM159 57V56H158ZM235 57V56H234ZM131 58V57H130ZM129 58V59H130ZM134 58V57H133ZM133 58H131V61L133 62V60L135 59H133ZM137 58H139V57H137ZM165 57H163V59H164ZM123 58H121V60H122ZM126 59V58H125ZM133 59V60H132ZM146 59V58H145ZM149 59V58H148ZM126 60H128V59H126ZM126 60H125V63H126ZM137 60H140V58L139 59H135V61L137 62ZM158 60V59H157ZM166 60H167V58H166ZM123 61H124V59H123ZM122 61V62H123ZM161 61V60H160ZM165 61V60H164ZM223 61V60H222ZM229 61V60H228ZM136 62H135V65H139L140 63H138V64H136ZM142 62V63H143ZM156 62V61H155ZM158 62V61H157ZM167 62V61H166ZM179 62V68H180V70H181V72L183 73V74H187V73H189V71H190V68L189 67H187L184 63H182L181 61H178ZM224 62V61H223ZM226 62V61H225ZM124 63V64H125ZM151 63V62H150ZM162 63V62H161ZM161 63H159L158 62V65L159 64H161ZM172 63V62H171ZM170 63V64H171ZM232 63H233V60H232ZM245 63V62H244ZM128 64V63H127ZM131 64H134V63H131ZM147 64V63H146ZM166 64V63H165ZM225 64V63H224ZM129 65V64H128ZM141 65V64H140ZM139 65V66H140ZM144 65V63L142 64V66ZM157 65V64H156ZM181 65V66H180ZM229 65V64H228ZM237 65V64H236ZM145 66V65H144ZM148 66H151V65H148ZM147 66V67H148ZM153 66H155V64L154 65H152L151 67H153ZM163 66V65H162ZM168 67H169V65H167ZM166 66V67H167ZM239 66V65H238ZM10 67H12V72L10 71V72H8L9 70H10ZM136 67V68H135ZM167 67V68H168ZM171 67V66H170ZM170 67L168 68V69H170ZM9 68V69H8ZM154 68V67H153ZM166 68V69H167ZM175 68H176V66H175ZM229 68V67H228ZM139 69V68H138ZM140 69H141V66H140ZM145 69L147 70V68L145 67ZM159 69H161V67L159 68ZM167 69V70H168ZM174 69V68H173ZM241 69V68H240ZM144 70V69H143ZM142 70V71H143ZM145 70V71H146ZM151 70V69H150ZM165 70V69H164ZM164 70H162V71H164ZM172 70V69H171ZM180 70H179V73H181L180 72ZM236 70H238V69H236ZM144 71V72H145ZM155 71L156 72H162V71H160V70H158V69H155ZM175 71V70H174ZM193 71V70H192ZM44 72H47V73H49V75H48V77L50 78V79H56V84H54V86H52L51 88H48V86L41 80V74L42 73H44ZM153 72V73H152ZM155 72V73H156ZM171 72L172 71H170V73L169 74H171ZM241 72V71H240ZM239 72V73H240ZM242 72H245V70L244 71H242ZM152 73V74H151ZM168 73V72H167ZM166 73V74H167ZM178 73V72H177ZM177 73H175V74H177ZM141 74H143V73H141ZM140 74V75H141ZM158 74V73H157ZM183 74H181V75H183ZM235 74V73H234ZM162 75V74H161ZM190 75H193V73L192 74H190ZM239 75V74H238ZM141 76H144V75H141ZM149 76V75H148ZM154 76V75H153ZM158 76V75H157ZM172 76V75H171ZM61 77V80H59V78ZM159 77H161V76H159ZM182 77V76H181ZM191 78H192V76H190ZM239 77V76H238ZM237 77V78H238ZM260 77V76H259ZM139 78V77H138ZM154 78L156 79L157 77H155L154 76ZM162 78H163V80L162 81H164L165 79H164V76L162 75ZM173 78H174V76H173ZM177 78V77H176ZM155 79H153V83L154 82H156L157 80H155ZM157 79H159V78H157ZM172 79V77L170 78V81H172L171 80ZM184 79V78H183ZM137 80V81H136ZM142 80V79H141ZM179 80H180V78H179ZM187 80V79H186ZM185 80V81H186ZM194 80V79H193ZM256 80V79H255ZM159 81H160V79H159ZM168 81H169V79H168ZM174 81H175V79H174ZM189 81V80H188ZM139 82V81H138ZM142 82V81H141ZM177 82V81H176ZM176 82H174V84L176 83ZM152 83V84H153ZM157 83V82H156ZM167 83V82H166ZM173 83V82H172ZM256 83H258V81L256 82ZM148 84H151V81H150V83H148ZM151 84V85H152ZM193 84H194V82H193ZM237 84V83H236ZM155 85H157V84H155ZM155 85H154V87H155ZM146 86H147V84H146ZM150 86V85H149ZM157 86H159V85H157ZM168 86V85H167ZM151 87V86H150ZM149 87V88H150ZM152 87H153V85H152ZM146 88V87H145ZM158 88V87H157ZM169 88V87H168ZM2 88H1V92H2V90H3ZM155 88H150V89H148V88H146V90L145 89H143L142 91H144V94L146 95L147 93V95H149V92H150V94L151 93H154L153 95H156L157 93H158V91H159V89H158V91H157V93L155 92L156 90H154ZM178 89V88H177ZM180 89V88H179ZM195 89V88H194ZM148 90V91H147ZM184 90H187V88L186 89H184ZM202 91H203V89H201ZM130 91V92H129ZM146 91H147V93H146ZM162 91V90H161ZM167 91H170V89H168ZM206 91V90H205ZM1 92H0V94H1ZM184 92V91H183ZM130 93H133V95H130ZM160 93V92H159ZM162 93V92H161ZM160 93V94H161ZM162 93V94H163ZM167 93H169V94H167ZM180 93H182V92H180ZM206 93V92H205ZM159 94V95H160ZM208 94V93H207ZM206 94V95H207ZM152 95V94H151ZM159 95L157 94L156 96H158L159 97ZM166 95V96H165ZM176 96H178L177 98H176ZM190 96V95H189ZM196 96V95H195ZM117 97H118V95H117ZM146 96H144V98H145ZM152 96H150V98H151ZM154 97V96H153ZM194 97V96H193ZM201 97H202V95H201ZM13 98H12V100H13ZM198 98V97H197ZM203 98H205V97H202V99L201 100H203ZM87 101H90L89 102V105H88V103H85V104H87V105H84V104H82L83 103V101L85 102L86 100ZM90 99H95L94 100V102L95 103H91V100ZM146 99V98H145ZM145 99L143 100V101H145ZM147 99H149V97H147ZM154 99H156V100H154ZM154 99H151V101L153 100V101H155V102H157V98H155L154 97ZM196 99V98H195ZM206 99V98H205ZM14 100H13V102H14ZM17 100H15V101H17ZM124 100V101H125ZM138 100V101H137ZM160 100H158V101H160ZM166 100V101H167ZM194 100V99H193ZM115 101V100H114ZM113 101V102H114ZM125 101V102H126ZM139 101H140V103H139ZM148 101V100H147ZM147 101H146V103H147ZM150 101V102H151ZM166 101H164V102H166ZM184 101V100H183ZM190 101V100H189ZM197 101V100H196ZM195 101V102H196ZM204 101V100H203ZM7 102V103H8ZM118 102H120V101H117V103ZM187 102V101H186ZM194 102V104H196ZM206 102V101H205ZM104 103V104H103ZM127 103V104H128ZM148 103H149V101H148ZM160 103H162L161 101H160ZM179 103V102H178ZM188 103V102H187ZM197 103H199V105L198 106H200L201 107V105H203L204 103H202V102H199V101H197ZM114 104V103H113ZM113 104H111V105H113ZM151 104H153V103H151ZM184 104V103H183ZM190 104V103H189ZM12 105V106H13ZM84 105V106H83ZM159 105V106H158ZM168 105H170V107L171 108H169V106ZM211 105H213V103L211 104ZM10 106V105H9ZM96 106V107H97ZM150 106V105H149ZM154 105H152V107H153ZM16 107H14V108H16ZM101 107V108H102ZM105 107V106H104ZM105 107V108H106ZM111 107H113V106H111ZM155 107V106H154ZM162 107H164V108H162ZM189 107V106H188ZM193 107H194V105H193ZM192 107V108H193ZM19 108V109H18ZM23 108V109H24ZM98 108V107H97ZM104 108V109H105ZM110 108V107H109ZM109 108H106V109H109ZM114 108V107H113ZM112 108V109H113ZM186 108V107H185ZM191 108V109H192ZM199 108V107H198ZM30 109V110H29ZM188 109V108H187ZM194 109H195V107H194ZM199 109H201L202 110V107L201 108H199ZM199 109H197L196 110V112L199 110ZM210 109V108H209ZM15 110V109H14ZM16 110V111H17ZM25 110V109H24ZM25 110V111H26ZM97 110V112H98V110H99V108L98 109H96ZM96 110L94 111V113H96ZM120 110V109H119ZM186 110V109H185ZM8 111V110H7ZM7 111H5L4 110V112H7ZM113 112H114V110H112ZM193 111V110H192ZM217 111H219L218 109L216 110V112ZM3 112V113H4ZM18 112V111H17ZM24 112V111H23ZM115 112H116V110H115ZM186 112H188L187 110H186ZM195 112V111H194ZM195 112V113H196ZM201 112V111H200ZM199 112V113H200ZM212 112V111H211ZM215 111H214V114L216 113ZM103 113H105V115L106 114H108V112L106 113V111L105 112H103ZM193 113V112H192ZM195 113L194 114H192L193 116H197V115H195ZM213 113V112H212ZM212 113H210V115H213ZM0 114H1V110H0ZM5 114H7V113H5ZM9 114V113H8ZM7 114V115H8ZM15 114V113H14ZM21 114H22V112H21ZM24 114V113H23ZM117 114V113H116ZM150 114H152L153 115V117L152 118H150L149 117V115ZM189 114H191V113H189ZM109 115V114H108ZM113 115H112V118H113ZM184 115H186L185 113H184ZM188 115V114H187ZM264 115V114H263ZM3 116V115H2ZM1 116V117H2ZM14 117L16 116V121H17V119H19V118H17V116L18 115H13ZM19 116H21L22 117V115H19ZM71 116V117H70ZM97 116V115H96ZM110 116H111V113H110ZM109 116V117H110ZM154 116H156V117H154ZM189 116H191V115H189ZM189 116H186V118L188 119V118H190ZM38 117V118H39ZM3 118V117H2ZM41 118V117H40ZM96 118H98V117H96ZM103 118H106V117H103ZM111 118V117H110ZM185 117H184V119H186ZM30 119V118H29ZM102 119V118H101ZM100 119V117H99V120H101ZM107 119V121L105 120H103L105 123L104 124H106V122H108V118H106ZM178 119V118H177ZM179 119H181V118H179ZM194 119V118H193ZM203 119V118H202ZM26 120H27V118H26ZM35 120L36 119H33V121L32 120H28V123H30L31 121H32V123L34 122V124H35ZM40 120V119H39ZM101 120V121H102ZM175 120V121H174ZM236 120V119H235ZM257 120V119H256ZM10 121V120H9ZM9 121H8V123H9ZM12 121V120H11ZM23 121V120H22ZM30 121V122H29ZM38 121V120H37ZM36 121V122H37ZM41 121H43V120H41ZM100 121V122H101ZM178 121V120H177ZM182 121V120H181ZM188 121V120H187ZM194 121V120H193ZM196 121H197V119H196ZM200 121V120H199ZM5 122V121H4ZM18 122H20V121H18ZM26 122V121H25ZM24 122V123H25ZM73 122V121H72ZM110 122V121H109ZM180 122V121H179ZM188 122H191V121H188ZM1 123V122H0ZM24 123H22V125L23 126H25L24 125ZM41 123V122H40ZM40 123L38 124L39 126H40ZM102 123V122H101ZM201 123V122H200ZM199 123V124H200ZM13 124V123H12ZM33 124V125H34ZM43 124V123H42ZM100 124V123H99ZM197 124V123H196ZM202 124V123H201ZM200 124V125H201ZM204 125L203 126H200L201 127V129H199L200 131H199V133H200V139H201V144H202V146L201 147H199V148H201V149H199L198 150V152L196 153V154H193V155H196V156H194V161H196V163L198 164V168H200V170H201V172L202 171H205L208 167H206V165L204 164V162H203V160H202V158L200 157L201 155H197V154H200V153H202V156L205 154V153H207V151L205 152V149H207L208 148V146L209 145H213V147L216 145H218V143H221L222 141L221 140H224L225 141V138L226 137H224V136H217V135H214V133L211 131V129H208L209 127H210V125H208L209 127H207L206 125H205V123H203ZM245 124V123H244ZM10 125V127H12L11 126V124H9ZM18 125V124H17ZM17 125H13V128L14 129H10V128H6V129H2L1 127H0V133H1V135L3 136V138H8V137H13V138H11L12 140H14V142H15V145H17L19 148L21 147H24V148H27L28 150H29V147L31 148V146H33L34 147V145H35V143H38L37 141H39L40 139V137H41V133H45V131L44 130H41V129H35L34 131H32V130H30L29 131V129H28V131H27V133L25 134V135H27V138L26 139H22L23 137L21 136V134L24 132V131H19V129L18 130H16L17 128H18V126ZM22 125H19V127L21 128L22 127ZM31 125V124H30ZM36 125V124H35ZM75 125V124H74ZM101 125L103 126V124H100L99 126L101 127ZM108 125H111L110 123L108 124ZM193 125H195V124H193ZM198 125V124H197ZM249 125V124H248ZM254 125V124H253ZM16 127V129H15V127ZM55 126V127H54ZM105 126V125H104ZM199 126V125H198ZM246 126V125H245ZM252 126V125H251ZM8 127V126H7ZM34 127V126H33ZM36 127V126H35ZM34 127V128H35ZM40 127H42V129H43V127H44V129H46L45 128V126H43V125H41ZM39 127V128H40ZM75 127H77V125L75 126ZM107 127V126H106ZM186 127V126H185ZM193 127V126H192ZM212 127V126H211ZM78 129H79V127H77ZM76 128V130H78ZM105 128V127H104ZM108 128V127H107ZM196 128H197V126H196ZM25 129V128H24ZM23 129V130H24ZM81 129V128H80ZM111 130V128H108V130ZM187 129H188V127H187ZM195 129V128H194ZM193 129V130H194ZM54 130H52V131H54ZM99 130H101V129H99ZM110 130L107 132V136H109V132H110ZM193 130H191V131H193ZM41 131H44V132H41ZM46 131H48V129H46ZM50 131V130H49ZM107 131V130H106ZM197 131V130H196ZM101 132V131H100ZM103 132V131H102ZM113 132H111V134L113 133ZM49 133V132H48ZM48 133H47V135H48ZM75 133V132H74ZM74 133H73V136H77L78 137V135L77 134H75L74 135ZM97 133V132H96ZM104 134L106 133L105 132V130H104V132H103ZM103 133H101V134H103ZM114 133V134H115ZM24 134V133H23ZM50 134H51V132H50ZM54 134V132H52V135ZM83 134V133H82ZM82 134H80V135H82ZM95 134V133H94ZM98 134H100L99 132H98ZM198 134V133H197ZM0 135V136H1ZM46 134H42V137L43 136H45ZM46 135V136H47ZM79 135V136H80ZM96 135L97 134H95V136H93L92 137V139L93 138H96V140H97V137H96ZM104 136V141L106 142L107 140L105 139L107 136ZM241 135V134H240ZM2 136H1V138H2ZM45 136V137H46ZM53 136V137H54ZM72 136V137H73ZM84 136L85 135H82V138H84ZM98 136V135H97ZM44 137V138H45ZM48 137H51V136H48ZM98 137H101V135L100 136H98ZM110 137V136H109ZM113 137H115V135L113 136ZM195 137H197L196 135H195ZM240 137V136H239ZM238 137V139H239V142H235L236 144H238V143H240L241 141H240V138ZM243 137V136H242ZM47 138V137H46ZM54 138H56V137H54ZM71 138V137H70ZM70 138H69V140H70ZM81 138V137H80ZM102 138H103V135H102ZM111 138V137H110ZM198 138V137H197ZM235 138V137H234ZM244 138V137H243ZM245 138H246V135H245ZM11 139H10V141H11ZM39 139V140H38ZM67 139V138H66ZM78 139H79V137H78ZM100 139V138H99ZM98 139V140H99ZM117 139V138H116ZM1 140H3V139H1ZM0 140V141H1ZM72 140H74V138L72 139ZM72 140L70 141V142H72ZM85 140V139H84ZM87 140H89V136H88V139ZM97 140V141H98ZM103 140V139H102ZM198 140V139H197ZM196 140V141H197ZM243 140V139H242ZM49 141V140H48ZM51 141V140H50ZM54 141V140H53ZM61 141V140H60ZM59 140H58V143L60 142ZM63 141V140H62ZM78 141V140H77ZM77 141H75V143L77 142ZM104 141H102V142H104ZM193 141V140H192ZM228 141V140H227ZM226 141V142H227ZM244 141H245V139H244ZM244 141L243 142H241V148L242 147H244V146H242V143H244ZM3 142H5V141H3ZM13 142V141H12ZM66 142H68V139L66 140ZM89 142V141H88ZM87 142V143H88ZM94 142H96L95 141V139H94ZM93 142V143H94ZM99 143H95V146L94 145H92V147L91 148H99V146H101V145H99V144H101L100 143V140L98 141ZM190 142V143H189ZM198 142V141H197ZM203 142V143H202ZM1 143V142H0ZM62 143V142H61ZM63 143H64V141H63ZM74 143V142H73ZM75 143H74V145H75ZM86 143V142H85ZM86 143V144H87ZM111 143V142H110ZM114 143V142H113ZM193 143H194V141H193ZM224 143V142H223ZM228 143V142H227ZM227 143H224L226 146H223V144H220V145H222V147H224V148H227ZM252 143V142H251ZM4 144V143H3ZM8 144V143H7ZM14 144V143H13ZM39 144V143H38ZM38 144H37V146H38ZM48 144V145H47ZM46 145L47 146H50L49 145V143H47ZM51 144V143H50ZM70 144H72V143H70ZM82 144V143H81ZM86 144H84L85 146H86ZM89 144V143H88ZM88 144H87V148H88ZM104 144V143H103ZM103 144H102V147H104L103 146ZM187 144H189V145H187ZM231 145H233L234 146V149H235V145H234V140H232V142L230 143ZM246 144V143H245ZM5 145H6V143H5ZM14 145V146H15ZM40 145H43L42 144V142L39 144V149L41 148V146ZM65 145V144H64ZM83 145V144H82ZM82 145H79V148L77 147V149H75L76 151L75 152H79L80 150H85V147H84V145H83V147H84V149H80V147L82 146ZM90 145V144H89ZM99 145V146H98ZM195 145V144H194ZM197 145V144H196ZM247 145V144H246ZM3 147H8V146H4V145H2ZM36 146V145H35ZM36 146V147H37ZM54 146H55V144H54ZM68 146V145H67ZM71 146V145H70ZM78 146V145H77ZM114 146V145H113ZM112 146V147H113ZM204 146H205V149H204ZM207 146V147H206ZM232 146V147H233ZM46 146H44V147H42V148H45ZM58 147V146H57ZM65 147V146H64ZM69 147V146H68ZM73 147V146H72ZM82 147V148H83ZM192 147V146H191ZM195 147V146H194ZM212 147V148H213ZM237 147L239 148L240 146L239 145H237ZM247 147H248V145H247ZM256 147V146H255ZM15 149H16V147H14ZM41 148V149H42ZM48 148V147H47ZM67 148V147H66ZM74 148V147H73ZM101 148V147H100ZM105 148V147H104ZM110 148V147H109ZM212 148H211V150H212ZM218 148H220L219 147V145H218ZM260 148V147H259ZM7 149V148H6ZM13 149V148H12ZM18 149V148H17ZM16 149V150H17ZM27 149H24V150H27ZM32 149V148H31ZM55 149V148H54ZM65 149V148H64ZM78 149H80V150H78ZM112 149V148H111ZM193 149V148H192ZM191 149V150H192ZM230 149H231V147H230ZM234 149H232V152H231V150H230V152L231 153H233V151H234ZM244 149V148H243ZM3 150H4V148H3ZM8 150V149H7ZM72 150V149H71ZM78 150V151H77ZM89 149H87L86 151H88ZM96 150V149H95ZM94 150V153H93V155H96L97 156V154H96V152H98V153H100V151H103V149H98V150H100V151H98V150H96L95 151ZM105 150V149H104ZM194 150V149H193ZM207 150H210V149H207ZM214 150H216V149H214ZM219 150V149H218ZM220 150L222 151V148H220ZM219 150V152L216 150L215 151V153L216 154H218V153H220L221 151ZM236 150H238V149H236ZM239 150H240V148H239ZM251 150V149H250ZM253 150V149H252ZM256 150V149H255ZM5 151V150H4ZM13 151V150H12ZM30 151V150H29ZM39 151H41V150H39ZM68 151H70V150H68ZM85 151V152H86ZM213 151V150H212ZM225 151V150H224ZM242 151V150H241ZM247 151H248V149H247ZM1 152V151H0ZM10 152V151H9ZM38 152V151H37ZM196 151L194 150V152L193 153H195ZM211 152V151H210ZM236 151H234V153H235ZM255 152H257V150L255 151ZM20 153V152H19ZM34 153V152H33ZM39 153V152H38ZM41 153V152H40ZM79 153H82V151L81 152H79ZM87 153V152H86ZM85 153V154H86ZM212 153V152H211ZM211 153H209L210 155H212L213 153H214V151H213V153L211 154ZM214 153V154H215ZM226 153H227V150L225 151V155H226ZM231 153H229V155L231 154ZM233 153V154H234ZM264 153V152H263ZM13 154V153H12ZM15 154V153H14ZM21 154V153H20ZM73 154H76V153H72L71 152V154H70V158H71V155H73ZM104 154L105 153H103L102 154V152H101V154H99L100 156L102 155V156H104ZM114 154H111L112 156L114 155ZM238 154H240V153H238ZM245 155H247L246 153H244ZM243 154V155H244ZM255 154H258V152L257 153H254V150H253V152L251 151L248 155V159H246L245 158V156H244V158H245V160L244 159H242V160H244V163L247 161V164H244V163H242L241 162V164H242V168H243V171H240V172H243L242 173V178H240L241 177V175L240 176H237V175H239V174H237L236 172V176H237V179H238V177L243 181V186L241 185V190L243 191H241L240 189H238L237 188V186L235 187H233V189H232V192H233V195H235L234 197H235V200L234 199H231L229 196V199L230 200H234L235 201V204L239 207V209H241V210H243L244 208H245V210H247V212L250 214V216L251 215H253L254 216V219H256L257 221L259 220V218H258V216L257 215H255L256 213H258V212H254V207L256 208V206L257 205H259V204H257V203H253V204H251V205H254V204H257L256 206H252L253 208L251 209L250 208V206H249V208H247L246 206H245V201L249 198V196L247 197V199L246 200H244V197H246L243 193H245L246 195L247 194H250V193H252V196L254 195V193H256L255 195L257 196V193H259L260 194V196H261V194L263 195V197H264V161L263 160H260V159H258L259 158V156H257V155H255ZM9 156H10V154H8ZM23 156H25L24 154H22ZM21 155V156H22ZM93 155L91 154L90 156H92L93 157ZM98 155V156H99ZM110 155V154H109ZM192 155V156H193ZM208 155V154H207ZM219 155V154H218ZM243 155H241V156H243ZM90 156H85L84 154H79L76 158L75 157H73L74 159H72L71 158V160L70 161H68L70 164H71V167H72V164L73 165H76L75 167H78V166H80V165H84V166H87V165H85V164H87L88 162L90 163L91 162V164H92V162L93 163H95L93 160H90L91 158H89ZM99 156V158H102V157H100ZM214 156V155H213ZM220 156H222V155H220ZM220 156H219V158H220ZM227 156V155H226ZM226 156H224V158L226 157ZM231 156H232V158H233V155L231 154ZM262 157H263V155H261ZM2 157V156H1ZM5 157H6V155H5ZM8 157V156H7ZM65 157H68V156H65ZM114 157V156H113ZM113 157H111V158H113ZM127 157H129V158H127ZM204 157H205V155H204ZM214 157H216V155L214 156ZM218 157V156H217ZM36 158V157H35ZM69 158V159H70ZM98 158V160H100ZM104 158V157H103ZM103 158L101 159L102 160V163H103ZM110 158V161L111 160H114V158L113 159H111ZM127 158V159H126ZM206 159H207V156L205 157ZM228 158H230L229 156H228ZM235 158V157H234ZM238 158V157H237ZM243 158V157H242ZM4 159V158H3ZM16 159H18L19 160V157H16ZM66 159V158H65ZM65 159H64V161H65ZM68 159V158H67ZM66 159V160H67ZM89 159V160H88ZM97 159V157H95L94 156V160H96ZM108 158H106V160H107ZM204 159V158H203ZM264 159V158H263ZM7 160V159H6ZM24 160H25V157H24ZM24 160H22V161H24ZM55 160V159H54ZM100 160V161H101ZM109 160V159H108ZM115 160V162H117ZM205 160V159H204ZM20 161V160H19ZM26 161H27V159H26ZM31 161V160H30ZM39 161H40V159H39ZM56 161V160H55ZM54 161V162H55ZM58 161V160H57ZM57 161L55 162V164L57 163ZM110 161H108V162H110ZM220 161V160H219ZM234 163H238L237 161H238V159H237V161H236V159H235V161L234 160H232ZM232 161H231V163H232ZM3 162H4V160H3ZM3 162H1V165H2V163ZM63 162V161H62ZM68 162H67V164H68ZM108 162H106L107 164H108ZM112 162V161H111ZM8 163H9V161H8ZM59 163V162H58ZM65 163V162H64ZM88 163V164H89ZM105 163V164H106ZM124 163V164H125ZM130 163V162H129ZM167 164L166 166H168V168H167V170H166V172H163L162 173V171L160 172L159 170V167H158V169H156V165H163V164ZM227 166L229 165V160L227 159V160H225V162H224ZM10 164V163H9ZM12 164V163H11ZM15 164H16V162H15ZM40 164V163H39ZM59 164H61V163H59ZM58 164V165H59ZM70 164H68V166L70 165ZM112 163H109V165H111ZM114 165H116L115 163H113ZM117 164V165H118ZM221 164V163H220ZM239 164V163H238ZM237 164V165H238ZM241 164H239L238 166H241ZM244 164V165H243ZM43 165V164H42ZM57 165V166H58ZM93 165H95V164H93ZM109 165H105V166H109ZM114 165H111L110 167H112V166H114ZM117 165L116 166H114L115 168L117 167ZM123 165V164H122ZM127 165V163L124 165V168L126 169V167L128 168V166H126ZM214 165V164H213ZM232 165V164H231ZM3 166V165H2ZM52 166H56V165H54V163H53V165ZM51 166V167H52ZM63 165H61V167H62ZM89 166V165H88ZM126 166V167H125ZM165 166V165H164ZM224 166V165H223ZM233 166H236L235 164L233 165ZM14 167V166H13ZM25 167V166H24ZM27 167V166H26ZM74 167V166H73ZM94 167V166H93ZM114 167H113V169H114ZM122 167V170H125V169H123V166H121ZM163 167V166H162ZM161 167V168H162ZM228 167H230V165L228 166ZM227 167V168H228ZM28 168V167H27ZM26 168V169H27ZM41 168V167H40ZM59 168V167H58ZM57 168V169H58ZM64 168V167H63ZM83 169H84V167H82ZM88 168V167H87ZM87 168H85V169H87ZM90 169L92 168V167H89ZM101 168H102V166H101ZM164 168V167H163ZM195 168V167H194ZM224 168V167H223ZM227 168H225V169H227ZM9 169V168H8ZM12 169V168H11ZM14 169V168H13ZM13 169H12V171H13ZM24 168L22 167V170H23ZM120 169V168H119ZM165 169H166V167H165ZM219 169H222V167H219ZM229 169V168H228ZM227 169V170H228ZM240 169V168H239ZM18 170V169H17ZM28 170V169H27ZM49 170V169H48ZM115 170V169H114ZM113 170V171H114ZM122 170H120V171H122ZM218 170V169H217ZM216 170V171H217ZM226 170V171H227ZM230 170V169H229ZM2 171V170H1ZM24 171V170H23ZM26 171V170H25ZM127 171V172H128ZM165 171V170H164ZM20 172H22V171H20ZM27 172V171H26ZM115 172V171H114ZM114 172H112V173H114ZM117 172H119V171H116V173ZM125 172V174H126V171H124ZM200 172V173H201ZM209 172H210V170H209ZM213 172V171H212ZM2 173V172H1ZM14 173V172H13ZM30 173V172H29ZM40 173V172H39ZM87 173V172H86ZM115 173V174H116ZM122 173H123V171H122ZM129 173V174H130ZM214 173V172H213ZM225 173H227V172H224V174ZM230 172H228V174H229ZM17 174H20V173H17ZM25 174H27V173H25ZM84 174V173H83ZM204 174V173H203ZM209 174V173H208ZM217 174V173H216ZM227 174V175H228ZM233 174V173H232ZM241 174V173H240ZM40 175H42L43 176V174H40ZM88 175V174H87ZM122 175V174H121ZM205 175V174H204ZM215 175V174H214ZM221 175V174H220ZM26 176V175H25ZM30 176V175H29ZM206 176H207V173H206ZM225 176H226V174H225ZM16 177H18V175L16 176ZM15 177V178H16ZM45 177V176H44ZM216 177V176H215ZM220 177V176H219ZM227 177H229V178H227ZM226 178H227V181L229 182V180H232V176L230 177L229 175L227 176ZM20 179H21V177H19ZM27 178V177H26ZM49 178H51V177H49ZM204 178V177H203ZM203 178H202V176H201V179L203 180ZM223 178H225V177H223ZM234 179V178H233ZM123 180V179H122ZM200 180V181H199ZM205 180V179H204ZM207 180V179H206ZM205 180V181H206ZM235 180V179H234ZM233 180V181H234ZM23 181V180H22ZM116 181H118V180H116ZM199 181V182H198ZM220 181V180H219ZM222 181V180H221ZM227 181H225V182H227ZM5 182V181H4ZM88 182V181H87ZM121 182V181H120ZM198 182V183H197ZM208 182V181H207ZM210 182V181H209ZM231 182V181H230ZM17 183H19V182H17ZM16 183V184H17ZM201 183V182H200ZM220 183H222V182H220ZM233 183V182H232ZM235 183V182H234ZM11 184V183H10ZM9 184V185H10ZM87 183L85 182V185H86ZM171 184V185H172ZM204 184V183H203ZM230 184V183H229ZM228 184V185H229ZM15 185V184H14ZM13 185V186H14ZM96 185V184H95ZM205 185V184H204ZM218 185V184H217ZM231 185V184H230ZM234 185V184H233ZM89 186V184L87 185V187ZM240 186V185H239ZM90 187V186H89ZM88 187V188H89ZM154 187V186H153ZM172 187V186H171ZM188 187V186H187ZM219 187V186H218ZM169 188V187H168ZM179 188V187H178ZM181 188V187H180ZM189 188V187H188ZM187 188V189H188ZM220 188V187H219ZM232 188V187H231ZM24 189H25V187H24ZM23 189V190H24ZM200 189V188H199ZM221 189V188H220ZM219 189V190H220ZM81 190H83V193H84V190H86L85 188H82ZM90 190V189H89ZM166 190H168L169 191V189H166ZM218 190V191H219ZM222 190V189H221ZM220 190V191H221ZM162 191H164V190H162ZM168 191H165V192H168ZM223 191V190H222ZM226 191V190H225ZM225 191H223V193L225 192ZM0 192H2V191H0ZM10 192V191H9ZM23 192V191H22ZM22 192H21V194H22ZM82 192V191H81ZM165 192H163L164 194H165ZM200 193H201V191H199ZM6 193V192H5ZM221 193V192H220ZM103 194V196L102 197H100L101 195ZM163 194V195H164ZM204 194V193H203ZM1 195H3V194H1ZM6 195V194H5ZM79 195H81V193L79 194ZM86 195H84V196H86ZM104 195H106L107 197H108V200L106 199L107 197H105ZM161 195V194H160ZM166 195V194H165ZM192 195V194H191ZM205 195V194H204ZM208 195V194H207ZM221 195H226V193H224V194H221ZM228 195V194H227ZM230 195V194H229ZM4 196V195H3ZM16 196V195H15ZM14 196V197H15ZM82 196V195H81ZM142 196V197H141ZM211 196V195H210ZM244 196V197H243ZM256 196H255V198H256ZM259 196V197H260ZM25 197V196H24ZM31 197V196H30ZM212 197V196H211ZM210 197V198H211ZM217 197V196H216ZM6 198V197H5ZM84 198H86V197H84ZM89 198V199H90ZM137 198H139V199H137ZM142 200H141V199ZM153 198V199H154ZM159 198H160V196H159ZM162 198H163V196H162ZM209 198V195L207 196V199ZM224 198V197H223ZM226 198V197H225ZM233 198V197H232ZM253 198V197H252ZM12 199V198H11ZM27 199V198H26ZM69 199V198H68ZM118 199V200H117ZM150 199V198H149ZM206 199V200H207ZM217 199V198H216ZM219 199V198H218ZM251 198H249V200H250ZM259 198H257V199H255V201L256 200H258ZM264 199V198H263ZM2 200V199H1ZM84 200V199H83ZM88 200V199H87ZM86 200V201H87ZM148 200V199H147ZM152 200V199H151ZM150 200V201H151ZM157 200H159V199H157ZM252 200V199H251ZM254 200V199H253ZM3 201V200H2ZM35 201V200H34ZM37 201V200H36ZM86 201H85V204H86ZM90 201H93V200H91L90 199ZM89 201V202H90ZM104 201V200H103ZM104 201V202H105ZM112 201V202H111ZM117 201H120V202H117ZM163 201V200H162ZM211 201H212V199H211ZM210 201V202H211ZM215 201V200H214ZM233 201V202H234ZM244 201V202H243ZM260 201V200H259ZM63 202V201H62ZM88 202V201H87ZM94 202H95V200H94ZM93 202V203H94ZM103 202V203H104ZM115 202H113V203H115ZM147 202V201H146ZM153 201H151L150 203H152ZM164 202V201H163ZM163 202H161L162 204H163ZM215 202H217V200L215 201ZM251 202V201H250ZM264 202V201H263ZM1 203V202H0ZM107 203V204H108ZM115 203V204H116ZM155 203H158V202H155ZM160 203V204H161ZM261 203V202H260ZM6 204H7V202H6ZM62 204V203H61ZM64 204V203H63ZM88 204V203H87ZM95 204H96V202H95ZM100 204V203H99ZM98 204V205H99ZM105 204V203H104ZM108 204V205H109ZM114 204V205H115ZM133 204V203H132ZM132 204H130V206L132 205ZM136 204V203H135ZM134 204V205H135ZM149 204V203H148ZM167 204V203H166ZM212 204H213V202H212ZM211 204V205H212ZM215 204H218V202L217 203H215ZM220 204H222V203H220ZM234 204V203H233ZM248 204V203H247ZM246 204V205H247ZM92 205V204H91ZM97 205V206H98ZM107 205V206H108ZM133 205V206H134ZM152 205V204H151ZM250 205V204H249ZM64 206V205H63ZM96 206V207H97ZM123 206V207H124ZM132 206V207H133ZM136 206V205H135ZM134 206V207H135ZM147 206H149V205H147ZM146 206V207H147ZM165 206V205H164ZM218 206V205H217ZM217 206H216V208H217ZM221 206V205H220ZM222 206H224V205H222ZM232 206V205H231ZM235 205H233V207H234ZM263 206V205H262ZM22 207V206H21ZM60 207H62V206H60ZM68 207V206H67ZM86 207L88 208L89 207V205H86ZM93 207H94V205L92 206V209H93ZM96 207H95V209H96ZM102 208H103V206H101ZM98 208V209H101L102 210V208ZM121 207V206H120ZM125 207H124V209H125ZM145 207V208H146ZM149 207H151V206H149ZM158 207V206H157ZM226 207V206H225ZM224 207V208H225ZM230 207V206H229ZM65 208V207H64ZM83 208H84V206H83ZM111 208V209H112ZM128 208L129 207H127L126 209L128 210ZM144 208V207H143ZM148 208V207H147ZM146 208V209H147ZM163 208H165V207H163ZM220 208H222V207H220ZM260 208V207H259ZM6 209V208H5ZM66 209V208H65ZM68 209V208H67ZM66 209V210H67ZM90 209V208H89ZM88 209V210H89ZM95 209L93 210V211H95ZM98 209H96V210H98ZM139 210V212H134V213H131V214H129V216L127 217V219H128V222L127 221H125L126 219L124 218V215H122L121 217L118 215V217H119V219H117V220H119V225H120V223H121V226H122V224L123 225H125V227H124V229H127L128 231L127 232H129V233H132V234H134L135 233V235H133V236H135V237H137L138 235H136V234H140L141 233V231L145 234L146 233V235H148L147 237L149 238L150 237V235L152 236V232H153V230L151 229V228H148L147 227V224H150V223H147L146 224V222L149 220L147 217H148V214H150L151 215V213L150 212H152V210L151 209H148V210ZM170 209V208H169ZM223 209V208H222ZM226 210L228 209L227 207L225 208ZM232 209H234V208H232ZM15 210H16V208H15ZM51 210V209H50ZM83 210V209H82ZM84 210H86L85 208H84ZM127 210H126V212H127ZM137 210V209H136ZM137 210V211H138ZM149 210H151V211H149ZM158 210H159V208H158ZM224 210V209H223ZM222 210V211H223ZM226 210L224 211V212H226ZM228 210H230V208L228 209ZM264 210V209H263ZM91 211L92 210H90V213H91ZM99 211V210H98ZM114 211H112V212H114ZM121 211H123V209L121 210ZM231 211V210H230ZM240 211V210H239ZM48 212H50V211H48ZM89 212V211H88ZM132 212V211H131ZM149 212V213H148ZM159 212V211H158ZM219 212H221V210H219ZM224 212H223V214H224ZM233 212V211H232ZM231 212V213H232ZM235 212H237L236 210L233 212V214L235 213ZM261 211H259V213H260ZM46 213V212H45ZM62 213V212H61ZM95 213H96V211H95ZM94 213V214H95ZM98 213V212H97ZM103 213V212H102ZM106 213H107V211H106ZM115 213V212H114ZM226 213H228V212H226ZM225 213V214H226ZM239 213V212H238ZM242 213V212H241ZM247 213V214H248ZM263 213V212H262ZM58 214V213H57ZM56 214V215H57ZM87 214V213H86ZM116 214H117V211H116ZM127 214H128V212H127ZM221 214H222V212H221ZM236 214V213H235ZM108 215V214H107ZM229 215H230V213H229ZM259 215V214H258ZM264 215V214H263ZM262 215V216H263ZM24 216V215H23ZM95 216H96V214H95ZM100 216H102V215H100ZM109 216H111V215H109ZM224 216V215H223ZM231 216V215H230ZM253 216H251L252 217V219H253ZM257 216V217H256ZM262 216H260V220H261V218H262ZM1 217V216H0ZM60 217H63V216H60ZM93 217V216H92ZM115 217V216H114ZM117 216H116V218H118ZM235 217V216H234ZM237 217V216H236ZM247 217V216H246ZM64 218V217H63ZM74 218V217H73ZM91 218V217H90ZM227 218H230L229 216H226V219ZM239 218V217H238ZM250 218V217H249ZM258 218V219H257ZM60 219H62V218H60ZM100 219H101V217H100ZM109 219V218H108ZM107 219V220H108ZM147 219V220H146ZM151 219V218H150ZM231 219V218H230ZM229 219V220H230ZM232 219H233V215H232ZM253 219V220H254ZM27 220V219H26ZM25 220V221H26ZM32 220V219H31ZM79 220V219H78ZM81 220V219H80ZM97 220V219H96ZM111 220H113V218H111ZM228 220V219H227ZM242 220V219H241ZM252 220V221H253ZM76 221V220H75ZM95 221V220H94ZM156 222L155 223H157V220H155ZM256 221V222H257ZM262 221H264V219L262 218ZM65 221H63V223H64ZM79 222V221H78ZM108 222V221H107ZM115 222V221H114ZM114 222H112V223H114ZM231 222V221H230ZM229 222V223H230ZM234 222V221H233ZM260 222V221H259ZM259 222H258V224H259ZM72 223V222H71ZM75 223V222H74ZM82 223V222H81ZM95 223V222H94ZM232 223V222H231ZM240 223V222H239ZM243 223V222H242ZM252 223V222H251ZM264 223V222H263ZM9 224V226H10V222L8 223ZM25 224V223H24ZM30 223H28V225H29ZM65 224V223H64ZM66 224H68L67 222H66ZM65 224V225H66ZM80 224V223H79ZM83 224V223H82ZM255 224V223H254ZM63 225V224H62ZM64 225V226H65ZM72 225V224H71ZM117 226H118V222H117V224H116ZM115 225V226H116ZM231 225V224H230ZM229 225V226H230ZM237 225H239L238 223H236V226ZM242 225V224H241ZM245 225H246V222H245ZM260 225H263V224H261L260 223ZM259 225V226H260ZM79 226H81V225H79ZM78 226V227H79ZM110 226V225H109ZM113 226H114V224H113ZM112 226V227H113ZM116 226V227H117ZM121 226H119V227H121ZM163 226V225H162ZM228 226V227H229ZM233 226V225H232ZM231 226V227H232ZM255 226V225H254ZM253 226V227H254ZM86 227V226H85ZM230 227V228H231ZM247 227V226H246ZM251 226H249V228H250ZM258 227V226H257ZM262 227V226H261ZM264 227V226H263ZM262 227V228H263ZM9 228V227H8ZM13 228V227H12ZM16 228V227H15ZM14 228V229H15ZM70 228V227H69ZM146 228V230H144ZM157 228V227H156ZM161 228V227H160ZM164 228V227H163ZM242 228V227H241ZM260 228V227H259ZM258 228V229H259ZM261 228V229H262ZM6 229H7V227H6ZM22 229V228H21ZM58 229V228H57ZM56 229V230H57ZM71 229V228H70ZM70 229H68V231L70 230ZM75 229V228H74ZM77 229V228H76ZM79 229H82V228H79ZM89 229V228H88ZM148 229V230H147ZM243 229H246V228H243ZM20 230V229H19ZM18 230V231H19ZM24 230V229H23ZM55 230V229H54ZM55 230V232H58L59 231V229H58V231H56ZM64 230V229H63ZM90 230V229H89ZM114 230H115V228H114ZM217 230V229H216ZM233 230V229H232ZM247 230V229H246ZM245 230V231H246ZM255 230V229H254ZM88 231V230H87ZM110 231V230H109ZM111 231H112V229H111ZM125 231V230H124ZM144 231H146V232H144ZM155 231H156V229H155ZM154 231V232H155ZM159 231V230H158ZM244 231V230H243ZM261 231V230H260ZM10 232H11V230H10ZM20 232V231H19ZM22 232V231H21ZM52 232V231H51ZM81 232V231H80ZM126 232V231H125ZM167 232V231H166ZM218 232H220V231H218ZM242 232V231H241ZM240 231H239V233H241ZM258 232V231H257ZM262 232V231H261ZM16 233H17V231H16ZM25 233V232H24ZM50 233V232H49ZM54 233V232H53ZM65 233V232H64ZM73 233V232H72ZM170 233H171V231H170ZM235 233V232H234ZM58 234V233H57ZM59 234H61V236H63V234L62 233H59ZM58 234V235H59ZM68 234V233H67ZM66 234V235H67ZM71 234V233H70ZM74 234V233H73ZM76 234V236H77V233H75ZM85 235L87 234V233H84ZM84 234H82V235H84ZM110 234V233H109ZM111 234H112V232H111ZM116 234V233H115ZM131 234V235H132ZM142 234V233H141ZM165 234V233H164ZM172 234V233H171ZM198 234V233H197ZM213 234V233H212ZM230 234V233H229ZM49 235V234H48ZM79 235V234H78ZM93 235V234H92ZM96 235V234H95ZM158 235V234H157ZM236 235V234H235ZM259 235V234H258ZM70 236V235H69ZM72 236V235H71ZM80 236V235H79ZM89 236V235H88ZM109 236V235H108ZM117 238H119V235L117 234ZM123 236V235H122ZM121 236V237H122ZM142 236V235H141ZM141 236H139V237H141ZM196 237H197V235H195ZM213 236V235H212ZM215 236V235H214ZM213 236V237H214ZM220 236V235H219ZM232 236V235H231ZM237 236V235H236ZM240 236V235H239ZM252 236V235H251ZM255 236V235H254ZM263 236V235H262ZM72 237H74V236H72ZM87 237V236H86ZM96 237V236H95ZM107 237V236H106ZM105 237V238H106ZM112 237V236H111ZM132 237V236H131ZM139 237H137V239L135 238V240H133V239H131V241H139V239H141V238H139ZM146 237V236H145ZM146 237V238H147ZM154 237H156V236H154ZM222 237V236H221ZM264 237V236H263ZM57 238H58V236H57ZM61 238H63V237H61ZM71 238V237H70ZM69 238V239H70ZM75 238V237H74ZM89 238H90V236H89ZM113 238V237H112ZM128 238V237H127ZM134 238V237H133ZM139 238V239H138ZM153 238V237H152ZM168 238V237H167ZM167 238H165V239H167ZM188 238V237H187ZM198 238H200V237H198ZM220 238V237H219ZM253 238V237H252ZM258 238V237H257ZM262 238V237H261ZM66 239H68V238H66ZM68 239V240H69ZM83 239V238H82ZM99 239V238H98ZM114 239V238H113ZM123 239V238H122ZM144 239V238H143ZM162 239V238H161ZM173 239V238H172ZM182 239V238H181ZM194 239H195V237H194ZM206 239V238H205ZM204 239V240H205ZM239 239V238H238ZM91 240V239H90ZM109 240V239H108ZM119 240H121V238L119 239ZM147 240V239H146ZM155 240V239H154ZM176 240V239H175ZM198 240V239H197ZM203 240V241H204ZM218 240V239H217ZM229 240V239H228ZM236 241H237V238L235 239ZM247 240V239H246ZM245 240V241H246ZM257 240V239H256ZM258 240H260V238H258ZM262 240V239H261ZM63 241H64V239H63ZM70 241V240H69ZM72 241V240H71ZM73 241H75L74 239H73ZM77 241H78V239H77ZM141 241V240H140ZM151 241V240H150ZM164 241V240H163ZM173 241V240H172ZM179 241V240H178ZM192 241V240H191ZM190 241V242H191ZM201 241V240H200ZM209 242H210V240H208ZM219 241V240H218ZM241 241V240H240ZM253 241V240H252ZM264 241V240H263ZM27 242V241H26ZM48 243H49V241H47ZM52 242V241H51ZM83 242V241H82ZM121 242V241H120ZM147 242V241H146ZM145 242V243H146ZM152 242V241H151ZM155 242H156V240H155ZM186 242V241H185ZM188 242H189V239H188ZM193 242H194V240H193ZM202 242V241H201ZM205 242V241H204ZM222 242V241H221ZM244 242V241H243ZM262 242V241H261ZM64 243H66V242H63L62 244H64ZM74 243V242H73ZM115 243H116V240H115ZM118 243V242H117ZM122 243V242H121ZM137 243H139V242H137ZM143 243V242H142ZM149 243V242H148ZM171 243V242H170ZM177 243V242H176ZM183 243V242H182ZM195 243V242H194ZM197 243H199V242H197ZM203 243V242H202ZM228 243V242H227ZM252 243V242H251ZM69 244H72V243H70L69 242ZM82 244V243H81ZM85 244H86V242H85ZM88 244V243H87ZM110 244V243H109ZM114 244V243H113ZM123 244V243H122ZM201 243H199V245H200ZM223 244V243H222ZM238 244V243H237ZM254 244V243H253ZM46 245V244H45ZM48 245V244H47ZM61 245V244H60ZM59 245V246H60ZM73 245V244H72ZM89 245V244H88ZM98 245V244H97ZM119 245V244H118ZM127 245V244H126ZM152 245H153V243H152ZM151 245V247H153ZM167 245V244H166ZM172 245V244H171ZM180 245V244H179ZM179 245H177V246H179ZM184 245V244H183ZM182 245V246H183ZM186 245V244H185ZM198 245V246H199ZM204 245V244H203ZM224 245H225V243H224ZM223 245V246H224ZM233 245V244H232ZM239 246H240V243L238 244ZM69 247H70V245H68ZM79 246V245H78ZM122 246V245H121ZM138 246V248H139V245H137ZM142 246V245H141ZM147 246V245H146ZM155 246H156V244H155ZM164 246V245H163ZM174 246V245H173ZM176 246V247H177ZM243 246V245H242ZM241 246V247H242ZM25 247V246H24ZM54 247H56V246H54ZM74 246H72L71 248H73ZM123 247V246H122ZM150 247V246H149ZM180 247V246H179ZM185 247V246H184ZM194 247V246H193ZM196 247V246H195ZM258 247V246H257ZM22 248V247H21ZM26 248V247H25ZM66 248V247H65ZM65 248H64V250H65ZM75 248H77V246L75 247ZM79 248H81V247H79ZM78 248V249H79ZM88 248V247H87ZM97 247H95V249H96ZM107 248V247H106ZM118 248V247H117ZM121 248V247H120ZM137 248V247H136ZM137 248V249H138ZM187 248V247H186ZM189 248V247H188ZM197 248V247H196ZM20 249V248H19ZM27 249V248H26ZM62 249V248H61ZM82 249H83V247H82ZM124 249V248H123ZM129 249V248H128ZM182 249V248H181ZM264 249V248H263ZM262 249V250H263ZM22 250V249H21ZM44 250V249H43ZM47 250V249H46ZM49 250H51V249H49ZM53 250V249H52ZM60 250V249H59ZM75 250H77V249H75ZM85 250V249H84ZM107 251H105L104 252V255H105V253L106 252H108V248L106 249ZM120 250V249H119ZM151 250V249H150ZM183 250V249H182ZM188 250V249H187ZM25 251H28V250H25ZM68 251H69V249H68ZM70 251H72V250H70ZM78 251V250H77ZM101 251V249H99V252ZM151 251H153V250H151ZM22 252V251H21ZM49 252V251H48ZM58 252V251H57ZM85 252V251H84ZM89 252V251H88ZM95 253H96V251H94ZM116 252V251H115ZM130 252V251H129ZM149 252V251H148ZM184 252V251H183ZM187 252V251H186ZM189 252V251H188ZM263 252V251H262ZM55 253V252H54ZM63 253H64V251H63ZM62 253V254H63ZM65 253H67V251L65 252ZM76 253V252H75ZM94 253V254H95ZM98 253V252H97ZM133 252H131V254H132ZM146 253V252H145ZM159 253V252H158ZM166 252H164V254H165ZM169 253V252H168ZM180 253H181V251H180ZM185 253V252H184ZM184 253H183V255H184ZM22 254V253H21ZM50 254V253H49ZM61 254V253H60ZM79 254V253H78ZM81 254H82V252H81ZM93 254V253H92ZM99 254H101V252L99 253ZM139 254V253H138ZM148 254V253H147ZM175 254V253H174ZM40 255V254H39ZM53 255H55V254H53ZM57 255H59V254H57ZM67 255V254H66ZM70 255V254H69ZM83 256L84 255H87V254H82ZM90 255V254H89ZM127 255H129V253L127 254ZM151 255V254H150ZM161 256H162V254H160ZM169 255H171V253L169 254ZM180 255V254H179ZM64 256V255H63ZM80 256V255H79ZM78 256V257H79ZM88 256V255H87ZM94 256V255H93ZM98 256V255H97ZM131 256V255H130ZM129 256V257H130ZM138 256V255H137ZM146 256V255H145ZM153 256H155V255H153ZM157 256V255H156ZM185 256V255H184ZM82 257V256H81ZM86 257V256H85ZM105 257V256H104ZM113 257H114V255H113ZM136 257V256H135ZM134 257V258H135ZM139 257V256H138ZM141 257H142V255H141ZM144 257V256H143ZM169 257V256H168ZM181 257V256H180ZM179 257V258H180ZM183 257V256H182ZM35 258V257H34ZM39 258V257H38ZM37 258V259H38ZM54 258V257H53ZM106 259H107V257H105ZM148 258V257H147ZM154 258V257H153ZM170 258V257H169ZM176 258V257H175ZM29 259V258H28ZM40 259V258H39ZM38 259V260H39ZM42 259V258H41ZM47 259V258H46ZM55 259V258H54ZM67 259H68V257H67ZM66 259V260H67ZM70 259V258H69ZM83 259V258H82ZM82 259H79V260H82ZM87 259H90V256H89V258H87ZM130 259V258H129ZM140 259V258H139ZM138 259V260H139ZM149 259V258H148ZM163 259V258H162ZM161 259V260H162ZM171 259H172V257H171ZM32 260V259H31ZM36 260V259H35ZM50 260H52V259H50ZM49 260V261H50ZM73 260V259H72ZM85 260V259H84ZM83 260V261H84ZM94 260V259H93ZM141 260V259H140ZM157 260V259H156ZM160 260V259H159ZM167 260V259H166ZM48 261V262H49ZM74 261H76V260H74ZM95 261H96V258H95ZM99 261V260H98ZM97 261V262H98ZM101 261V260H100ZM100 261L98 262V263H100ZM107 261V260H106ZM132 261V260H131ZM134 261H135V259H134ZM149 261V260H148ZM170 261V260H169ZM30 262V261H29ZM82 262V261H81ZM85 262V261H84ZM89 262V261H88ZM103 261H101V263H102ZM114 262H116V261H114ZM128 262V261H127ZM142 262V261H141ZM50 263V262H49ZM69 263H70V261H69ZM74 263V262H73ZM86 263V262H85ZM84 263V264H85ZM95 263V262H94ZM100 263V264H101ZM106 263V262H105ZM130 263V262H129ZM128 263V264H129ZM133 263V262H132ZM131 263V264H132ZM158 263H161L160 261L158 262ZM23 264V263H22ZM30 264V263H29ZM37 264V263H36ZM46 264H47V261H46ZM70 264H72V263H70ZM75 264H76V262H75ZM81 264H83V263H81ZM92 264V263H91ZM102 264H104V263H102ZM113 264V263H112ZM118 264V263H117ZM144 264V263H143ZM162 264H164V262L162 263Z\"/></svg>",
	"mask_w": 264,
	"mask_h": 264
}]
</instances>
